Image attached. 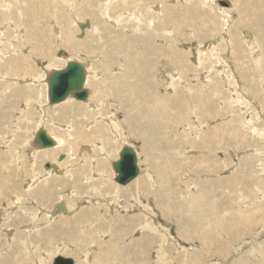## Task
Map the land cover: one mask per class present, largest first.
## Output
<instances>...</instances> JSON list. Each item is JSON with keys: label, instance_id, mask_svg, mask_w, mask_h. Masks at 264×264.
<instances>
[{"label": "rangeland", "instance_id": "rangeland-1", "mask_svg": "<svg viewBox=\"0 0 264 264\" xmlns=\"http://www.w3.org/2000/svg\"><path fill=\"white\" fill-rule=\"evenodd\" d=\"M17 1L18 0L7 1L8 4L10 3V5H7L6 2L3 3L4 6L5 7L8 6V8H5L3 6L4 7L3 10H2V12H0V15L1 14H3V15L5 14V16L9 15L8 18L4 16L5 21H6V23H5L6 26L3 25L0 27V28H3V29H0V30H2V32H6V35H3L4 37L0 38L1 39L0 42L3 41V43H4V41H5V44L7 45V46L6 45L5 46L8 48L5 49L6 47L4 46V48L1 50H4L5 55H7L9 53L7 57L13 56V57L20 58L22 60L24 58V55L28 54V56H29L33 53L32 52L34 50L33 46H35V47L39 48V50L42 49L41 51H43V52H46V53L51 52L52 58L58 57L59 59H61L63 61L64 65H62V64H56V65L51 64L52 58H49V57L46 58V57H40V56L39 57L38 56H32L31 59L33 58L32 59L33 61L30 62V68L31 69L26 68L27 69L26 70L25 68L21 67L20 69H18L19 70L18 74H13L14 76L12 74H7L8 78L5 77L6 81H8V82L11 81L12 82L11 84L17 85L16 87H21V88L23 87V88L21 90V93L18 96L7 94L6 98L4 99V103L1 107V111H0L1 112L0 113L1 114L0 115V122H2V125H3V126H1V123H0V156H1L0 157V198H1L0 199V264H40V262H41V264H52L53 258L56 255H64V256L72 257L75 259L76 264H93V263L94 264H128L129 262H131L129 264H138V263L140 264V262H142V261H144L145 264H190V263L191 264H195V263L196 264L197 263H199V264H264V180H263L264 179V110H263L264 109V60H263L264 59L263 58L264 57V41H263L264 40V36H263L264 35V31H263L264 30V25H263L264 24V19H263V17H264V15H263L264 14V5H263L264 0H256V1L255 0H247L249 3L245 0H242V1L238 0L237 2L235 0L234 1L233 0H227L231 4L230 8L220 6L216 0H209V2L207 0H202L205 2H202L201 0H192V1L191 0H176V2H175V0H163V2L161 0H150V1L142 0L143 2H141V0L140 1L139 0H134V1L123 0V2H122V0H117V1L112 0L113 3L111 2V0H102L103 4H102V1H100V0L99 1L98 0H86L88 5H86L87 3L85 0H82V1L81 0H72L73 2L71 0L70 1L67 0V3L69 5L66 3V0H57V1H59V3H53L52 0H49L50 2L47 1L48 4H45L44 1H42V4H41L40 0L39 1L38 0H26V3L28 4V2H29L30 5L26 4L25 7L23 6V4H20ZM21 1H24V0H21ZM119 1H120V3H119ZM124 1L125 2L128 1L127 2L128 4H125ZM239 1H240V3H239ZM70 2H71V4H70ZM131 2H132V4H131ZM133 2H135L136 5H135V3L133 4ZM234 2H235V4H234ZM244 2L246 4H244ZM262 2H263V4H262ZM97 3H99V4H97ZM123 3H124V7H122ZM137 3L139 6H137ZM150 3H151V6H150ZM258 3H259V5H258ZM260 3L262 4V6ZM18 4H19V6H18ZM51 4H53V5H51ZM61 4L64 5L65 7H63ZM84 4H85V6H84ZM147 4H149V5H147ZM182 4H183V6H182ZM202 4H204V5L206 4V5L203 6ZM70 5H72V6H70ZM109 5H110V7H109ZM115 5H117L118 7ZM207 5H209V6H207ZM234 5H236V6H234ZM252 5H254V6H252ZM87 6H89V7H87ZM104 6H105V9L108 8V10L102 9ZM185 6H186V9H185ZM206 6H207V8H206ZM246 6H248V8ZM71 7H73V8H71ZM78 7H80L79 9H81V10H79ZM91 7H93V8H91ZM144 7H146V8H144ZM150 7H152V8H150ZM63 8H64V10H63ZM98 8H99V10H97ZM141 8H143V9H141ZM161 8H162V10H161ZM222 8H224V9H222ZM65 9H67V10H65ZM71 9H74V10L71 11ZM89 9L91 12H89ZM94 9H95V11H94ZM124 9H125V11L128 9V12L127 11L125 12ZM147 9H149L148 13L146 12ZM207 9H208V11H207ZM248 9H249V11H248ZM55 10H56V12H55ZM59 10L61 11V14H60ZM138 10H140V13H138V14H140V15L142 14L143 16L142 15L140 16L137 14V12H139ZM142 10H143V12H142ZM152 10H153V14H152ZM213 10H215V11H213ZM256 10L258 12H260V14H258V12H257V15H256ZM101 11H102V13L100 14ZM107 11H108V13H107ZM118 11H119V13H118ZM245 11H247V12H245ZM120 12L121 13L123 12V13L121 14ZM154 12H156V13L154 14ZM124 13L125 14L128 13V14H126V17H125ZM144 13L147 15H145ZM45 14H46V16H45ZM102 14L103 15L106 14L107 16L103 17ZM119 14H121V16ZM40 15H42L43 19L41 17H39ZM51 15H52V17H51ZM94 15H96V17H94ZM135 15H137V17ZM144 15L147 17H145ZM207 15H209V16H207ZM243 15H245L246 17ZM239 16H240V18H239ZM259 16L261 19L259 18ZM119 17H122V18H119ZM128 17H129V19H128L129 23L127 22V19H126ZM241 17H243V18L241 19ZM30 18L32 21L28 20ZM37 18H38V20H37ZM92 18H93V20H92ZM123 18L127 22L126 26L121 25V23L126 24V22H124ZM141 18L144 20L145 19H147V20L142 21ZM152 18L156 19V20H153ZM16 19H18L19 21ZM20 19H21V21L22 20L23 21L21 22ZM71 19H72V21H71ZM79 19H81V21ZM112 19L114 22L112 21ZM116 19L117 20L120 19L119 20L120 24L118 23V21ZM238 19H240V20H238ZM39 20H40V22H39ZM43 20H45V21H43ZM76 20H77V22H76ZM87 20H89L90 23H92L91 25H93L94 27L93 26L87 27V29L89 28L90 31L86 29V31H85L86 33L84 32V34H86V35H84V34L80 35L81 31H80L78 24H76V23L85 22ZM135 20H137V22ZM244 20L246 21V23H243V22H245ZM36 21L38 23H35ZM61 21H62V23H61ZM67 21H68V23H67ZM95 21H96V23H95ZM153 21L155 22V24H153L154 23ZM201 21H202V23H201ZM30 22L33 24H31ZM105 22L107 23V25L105 24ZM183 22H185V23H183ZM237 22H239V23H237ZM69 23H70V26H69ZM97 23L100 25V27L103 26V27H101V28H103L102 32H100V33H103V36H104L103 40L100 41L103 43H100V45H95V46L93 45V48L89 49L90 48L89 44H90L91 40L89 39L88 36L92 33L100 34L99 31H101V30H98V29H100V27H97V25H98ZM115 23H116V26H115ZM149 23H151L152 25ZM215 23H217V24H215ZM13 24H15V25H13ZM128 24H130V26ZM197 24L198 25L200 24V25L198 26ZM254 24H257V25L255 26ZM42 25H44V26H42ZM73 25H76V26H73ZM153 25L155 27H158V28H155ZM162 25H164V26H162ZM166 25H168V26H166ZM202 25H205V26H202ZM229 25H230V28H229ZM249 25H250V27H249ZM105 26L107 28H109L110 30L107 29ZM122 26H125V27H122ZM128 26L131 28H129ZM135 26H137V27H135ZM254 26H255V28H254ZM258 26H259V28H257ZM5 27L7 29H5ZM60 27H62V28L60 29ZM134 27L138 28V29H135ZM148 27H149V29H148ZM174 27H176V28H174ZM199 27H200V29H199ZM212 27H215L216 30ZM26 28L28 29L27 31H26ZM122 28L123 29L126 28V29L122 30ZM128 28H129V30H128ZM150 28H153V29H150ZM209 28H210V30H207ZM43 29L45 30L44 32H43ZM69 29L74 31L73 32L74 40H72L70 42V44L73 42H77V41H78V43H81L83 41L84 45H83L82 49H77L78 47L72 48V46H69L68 44H67V46H65L64 45L65 42H62L63 40H65V34L64 33L66 31H68ZM94 29H97L98 32H97V30L95 31ZM104 29H105V31H104ZM30 30H31V32H29ZM48 30L50 33L48 32ZM206 30L211 34L210 37H209V33ZM220 30H222V31H220ZM230 30H233V31L235 30L236 32L233 33V31H230ZM22 31H24V32H22ZM118 31H120L121 33ZM146 31H149L150 33L149 32L145 33ZM174 31H175V33H174ZM199 31L202 35H200ZM10 32H12V33H10ZM35 33H36V35H35ZM162 33L164 35H162ZM204 33H206V34L204 35ZM215 33H216V35H215ZM259 33H261V34H259ZM173 34H174V36H173ZM76 35L80 39H78V37ZM228 35H230V37ZM257 35H260L261 37H259V36L257 37ZM36 36L38 38V41H37ZM105 37L108 38L109 40L107 41V39H105ZM130 37H131V39H130ZM134 38H136L137 42L141 43V44H138L135 46L132 45L131 42L135 41ZM28 39H30V40H28ZM126 39L128 40V43H127ZM204 39H206V40H204ZM232 39L235 41L232 42L233 41ZM155 40H156V42H155ZM116 41L119 43V45ZM124 42H126V43H124ZM114 43L115 44L117 43V44L115 45ZM120 43H122V44H120ZM155 43H157L158 45ZM159 43H160V45H159ZM250 43H252V44H250ZM104 44H107L108 46L105 47L106 45H104ZM0 45H2V43H0ZM96 46H98L99 48L97 49ZM157 46H158V48H157ZM159 46H160V48H159ZM161 46H162V48H161ZM175 46H177V47H175ZM246 46H247L248 50L246 49ZM18 47H20V48H18ZM153 47H154V49H156V48L157 49L154 50ZM241 47L244 49H241ZM100 48H101V50H100ZM127 48L131 49V50L129 51ZM163 48L168 49L169 53H168V50H165ZM176 48H178V49H176ZM253 49H256V50H253ZM20 50H22L21 51L22 54L20 53ZM83 50H85V51H83ZM110 50H112V52ZM206 50H208V51H206ZM91 51H92V53H91ZM98 52H100L101 54ZM106 52H107V54H106ZM108 52L110 54H108ZM113 52H114V54H113ZM121 53H123V54H121ZM143 53L144 54L146 53V54L142 55ZM159 53H162V55ZM156 54H158V55L156 56ZM175 54H176V56H175ZM98 55H100V57ZM103 55H106V56H103ZM109 55L112 57H110ZM159 55H161V56L159 57ZM170 55L172 57H176V58L173 59ZM256 56H258V57H256ZM134 57L137 58V60ZM58 58H53V59L57 60ZM126 58H128V59H126ZM149 58L151 59V61ZM153 58H155V59H153ZM168 58L169 59L171 58V59L169 60ZM72 59L79 60L80 62L84 63L88 69V75H87V81L88 82L86 83L87 84L86 87L89 88V90L91 92L90 93L91 96H88V99L86 100L87 102L86 101L84 102V101H81V100H78V99L71 97L72 98L71 101L73 100L74 103L79 104V105H82L85 103L84 106L90 108V109L88 108L90 113L94 112L93 113L94 116L89 118V120L87 118H84V127H85L84 130H88L91 127L95 126L96 123H98L97 121H99V120L103 119L104 122H107L105 120L107 115L109 116V115H111V113L113 114L116 112V113H118V116H116L117 117L116 120L118 123H120V125L118 124L120 127V130L118 129L119 130V132H118V130H115L116 129L115 128L114 132L116 134L114 133V135H117V136L113 135L111 138H113L112 141L113 140L114 141L119 140L120 142L119 141L118 142L113 141L112 146H110V147H107V145L105 146V147H107V148H105L106 151L100 150L97 152L94 149L95 148L98 149L99 147L102 146V145L100 146L101 142H99L98 140H96V141L94 140L95 141L94 144L89 143V142H85V144H84L83 142H80L78 144V145H80V147H78V145H74L76 148L75 147L70 148L69 146H68L69 148L67 147L66 150H65V148H63V151L62 150L57 151L55 156L51 159L50 158H40V156H42L43 152H45L46 150H53L54 148H57V147L59 148V145L57 144L56 146L50 147L47 149L45 148V150L44 149H39V150L36 149V151H37L36 154L32 153L34 151L32 148V146H34V145H32L33 144L32 140H34L35 133L39 127H45L48 130V132H49V130H51L49 132L51 135H53L55 133L54 131H56V132L68 131L69 129H71L69 127V125H71L73 128L77 127L74 124L70 123V121L67 122L64 119V118H66V117H64L65 115H61L62 118H60V116H59L60 113H59V111L56 110L62 104H64L65 101H64V103L63 102H61L60 104L57 103V105L56 104H53L51 106L49 105L48 84H47L46 79H44V78H46V76L49 75L48 74L49 71L54 70V69H58L59 67L60 68L64 67L66 65L67 61L72 60ZM107 59H109V61ZM152 59L154 62L152 61ZM132 60L134 62H132ZM155 60H157V61H155ZM138 61H139V64H138ZM176 61H178V62H176ZM190 61L191 62L193 61V62L190 63ZM95 62L97 63L98 66L96 65ZM150 62L154 63V65ZM132 64L135 66H133ZM8 65L9 66L6 67V69H4L3 72H1V75L5 74V71H6V73L7 72L12 73L14 68L12 67L11 64H8ZM48 65H51V66H48ZM121 65L124 66L123 69L125 70L126 73L124 72V70H122L123 72H121V69H122ZM150 65L153 66L154 69H153V67L151 68ZM35 67H37V69ZM116 67H118V69H120V70H118ZM145 68L148 69V71ZM150 68L152 69V71L150 70ZM126 69H128L129 72H127ZM25 70H26V72H25ZM155 70L159 74L161 73L163 75H159ZM130 71L133 72V75H130L131 74ZM145 72H146V74H145ZM152 72L155 73L156 75L158 74L159 77L157 76L156 77L157 79L154 78L155 74L153 76ZM134 73L136 75H134ZM147 73H149V74H147ZM22 74H24V75H22ZM139 74H140V76H139ZM151 74H152V76H151ZM9 75H10V77H9ZM16 75H18V76H16ZM32 75H34L35 77L38 76V78H37L38 80H36V78ZM231 75H232V78L230 79ZM108 76L111 77L112 80ZM121 76H122V78H120ZM126 76H128L127 79L125 78ZM137 76H139V77H137ZM149 76L153 79H150ZM115 77H118V78H115ZM141 77L144 79V81ZM145 77H146V80H145ZM148 77H149V79H148ZM208 77H210V78L208 79ZM28 79L29 80L31 79V80L27 81ZM94 79H97V81ZM116 79H117V83H115ZM155 79H156V81H154ZM188 79H190V80L188 81ZM108 80H109V82H108ZM149 80L151 81V83H149L150 82ZM38 82H40V83H38ZM121 82H122V84H121ZM125 82H127V83H125ZM160 82H161V84H160ZM214 82H215V85H213ZM94 83H96L95 84L96 88H95V85H93ZM124 83L126 84V87L123 86ZM156 83H158V84H156ZM113 84H114V86H113ZM143 84H144V86H143ZM145 84H147V85H145ZM187 84H188V87L186 86ZM27 85H29V86H27ZM40 85H42V87ZM151 85L155 89L153 87H151ZM100 86H101V88H100ZM112 86L114 87V89L111 88ZM206 86H207V88H205ZM28 87H34L37 92L34 90V92H35L34 95L32 93L30 95L27 91ZM141 87H142V90H141ZM105 88H106V90H105ZM118 88H120V89L118 90ZM138 88H140V90ZM180 89H182L184 91L181 90L182 91L181 92ZM111 90H112V92L114 91L113 93L116 95H112L113 93L111 92ZM207 90H210L212 92L207 91ZM213 90H215V91H213ZM39 91L41 93H39ZM118 91H120V92H118ZM95 92H97V93L95 94ZM106 92H108V93H106ZM129 92H130V95H129ZM160 92H163V93H160ZM213 92H214V94L215 93L217 94V97H216V94L215 95L213 94ZM164 93L166 96L164 95ZM199 93L201 94V96H199L200 95ZM258 93H259V95H258ZM110 94L112 96H110ZM210 94H212L214 97L211 96ZM218 94H220V95L218 96ZM118 95H120L121 97ZM151 95H154V96H151ZM93 96L95 97V99ZM140 96H141V98H140ZM10 97H12V98H10ZM18 97H20L21 100L20 99L18 100ZM142 97H143V99H142ZM162 97L166 98V101H164L165 105L167 103L169 104V105L167 104L168 106L166 105V107L163 110L157 106L159 99L161 98L163 100ZM200 97H201V99H199ZM90 98H92V100ZM96 98H98V99H96ZM105 98H108L106 100L109 101V102L108 101L107 102L109 105H111V107H109L107 102H105L106 101ZM110 98H112V99H110ZM117 98L120 100L118 101ZM154 98L156 101L153 100ZM27 99H28V101H26ZM89 99H90V101H89ZM100 99H101V101H100ZM169 99H171V101ZM36 100H38V101L36 102ZM65 100L67 102V100H70V99L67 98ZM211 100H213L212 101L213 103L211 102ZM75 101H77L78 103ZM96 101H97V103H96ZM120 101H122V102H120ZM141 101L145 102V103H142ZM187 101H188V103H187ZM101 102H102V104H101ZM124 102H126V103H124ZM128 102H129V104H128ZM131 102L135 103V105L132 104ZM184 102H185V104H184ZM8 103H9V105H8ZM38 103H39V105H38ZM91 103H92V107H91ZM110 103H112V104H110ZM114 103H116V104H114ZM120 103H121V106H120ZM208 103H210L211 105L210 104L208 105ZM40 104H42V105H40ZM87 104L88 105L90 104V105L88 106ZM98 104L101 106V110H98L100 108V106L96 108V105L98 106ZM122 104H124V105H122ZM206 104H207V106H205ZM103 105H104V107H103ZM145 105L147 107V108H145L146 112L149 111L148 113L143 111ZM132 106L133 107L136 106L138 108V111H137L136 107H134V109H133ZM210 106H211V108H208ZM215 106H216V108H215ZM48 107H49V109H48ZM115 107H116V109H115ZM199 107H201V108H199ZM231 107H232V109H231ZM14 108H17V109H14ZM93 108H94V111H93ZM169 108H170V110H169ZM186 108H188V109H186ZM212 108H214V109L212 110ZM104 109L105 110L108 109V111L104 112L105 111ZM184 109H185V111H184ZM199 109H203V110H201L203 112H201V111L199 112L198 111ZM226 109H227V111H226ZM14 110H16V111H14ZM95 110H97V111H95ZM125 110H127L128 112L127 111L125 112ZM24 111H26V114ZM164 111H166V113ZM247 111L248 112L250 111V114L249 113L246 114ZM2 112H3V114H2ZM11 112H13V113H11ZM29 112H30V114H29ZM97 113H99V114L97 115ZM130 113L134 117V119L132 118L131 123L125 121L126 117ZM139 113H140V115H139ZM152 113H154V114H152ZM239 113H241V114H239ZM52 114H53V116H52ZM95 114H96V116H95ZM144 115H145V117H144ZM150 115H151V117H150ZM58 116L60 118V121L58 120L59 119ZM249 116L250 117L252 116V118H251L252 120L249 119ZM52 117L55 119H53ZM238 117H239V119H237ZM97 118H98V120H97ZM151 118H153V119H151ZM240 118H241V120H240ZM118 119L120 122L118 121ZM161 119H162V121H161ZM230 119L233 121H231ZM246 120H248V121H246ZM26 121L27 122L29 121L28 124ZM89 121L92 123V125H90ZM212 121H214L216 123H214ZM226 121L228 124L226 123ZM234 121L235 122L237 121L238 123L236 122V124H235ZM249 121H251L252 123ZM174 122H175V124H174ZM176 122L178 123V125ZM29 123H30V125H29ZM88 123H89L90 127L88 126ZM191 123H193V124H191ZM231 123H232V125H231ZM245 123L248 124V125H246L247 128L245 126ZM6 124L7 125L9 124V125L7 126ZM85 124H87V125H85ZM195 124L198 125L199 127L196 126ZM221 124H222V128H220ZM26 125H28V127ZM146 125H147V127H146ZM229 125H230V127H229ZM226 126H227V128H226ZM235 126H236V128H235ZM139 127H140V129H139ZM150 127H151V129H150ZM163 127H164V129L165 128L166 129L164 130ZM58 128H59V130H58ZM128 128H130V129H128ZM141 128H143V129H141ZM202 128H204V129H202ZM152 129H154V130H152ZM160 129H161V131H160ZM174 129L175 130L178 129V131H175ZM131 130H133V131L135 130V131L132 132ZM148 130H150V131L152 130V131L150 132ZM231 130L232 131L235 130V131L232 132ZM153 131L155 132L154 134H153ZM229 131H230V133H229ZM136 132H138L139 135H138V133L136 135ZM157 133H159V134L157 135ZM206 133H208V134H206ZM191 134L193 135L192 137H191ZM147 135L149 137L148 138L149 140L147 139ZM153 135H154V137H153ZM212 135H214V136H212ZM166 136H167V138H164ZM183 136H184V138L187 136L186 139H184ZM161 137H162V139H161ZM218 137H219V139H218ZM245 138H248V139H245ZM249 138H250V140H249ZM166 139H169L170 142L167 141V143L165 144ZM238 139H240V140H238ZM149 141H151V142H149ZM160 141H163V142L160 143ZM245 141H247V142H245ZM147 142H148V144H147ZM158 142H159V144H158ZM177 142L179 145L177 144ZM118 143L120 146L118 145ZM164 144H165V146H164ZM125 145H130V146L134 147L136 149V151L138 152V154H139L138 162H139V165L141 168L140 173L141 172L142 173H141V175L139 173L140 176L139 175L137 176V178H140V179L135 178L130 183H128L126 185H121V184L117 183L116 181H114L115 180V171H114L113 166H111V165H112V162L115 161V158H116V160L118 159L119 151ZM168 145L171 146V148L168 147ZM190 145H191V147H189ZM192 146H194V147H192ZM117 147H120V148H117ZM157 147H159L160 149ZM164 147H165V149H164ZM166 147H168V149ZM181 147H183V148H181ZM200 147L202 150H200ZM247 147H249V148H247ZM79 148L80 149L82 148V149L79 150ZM87 148H89L90 151H87ZM147 148H148V150H147ZM172 148H174L176 151L173 150ZM114 149H116V150L119 149V150L115 151ZM170 149H172V150H170ZM186 149L189 153H187ZM69 150L72 153L69 152ZM144 150H145V152H144ZM195 150L197 152H199V156H195L197 153ZM11 151H13V152H11ZM66 151H67V153H66ZM91 151H92V153H91ZM110 151H111V154H110ZM147 151H149V152H147ZM155 151H157L158 153H156ZM106 152L109 155L105 154ZM161 152H162V155L160 154ZM168 152H169V154H168ZM10 153L11 154L13 153L14 155H12V157H11ZM63 153L66 154V156L68 158L65 157V158H63V161H62V160H59L57 156H59L60 154H63ZM80 153H82L83 155ZM202 153H204V154H202ZM7 154H9V155H7ZM85 154H88L89 156L91 155L90 156L91 158L88 159L89 165L88 164L85 165ZM183 154H185V155H183ZM100 155L103 157H101ZM25 156H27V157H25ZM93 156H95V157H93ZM169 156H171V157H169ZM175 156H177V157H175ZM191 156H193V157H191ZM206 156L210 158V160H209L210 166L206 165V164L204 165V163H203L202 165L204 166V168L202 166V167L195 170V167H190V166H192L191 162H193L195 159L197 160V158H198L197 161H199L201 163V161L204 160L202 158H204ZM6 157H8L9 159ZM20 157H22V158H20ZM172 157H174V158H172ZM26 158H27V160H26ZM160 158H161V160H160ZM163 158H165L166 161ZM12 159H14V160H12ZM17 159H19V160H17ZM94 159L96 162L94 161ZM101 159L106 162L105 163L106 167L103 166L104 167V170H103L104 173H103V171H99L98 170L99 168H96V166H98L97 165L98 160L100 162ZM184 159H185V161H184ZM253 159H254V161H252ZM49 161L52 163L60 164L61 169H63V172L59 174L58 172H55L51 168H45L44 162H49ZM74 161H76V162H74ZM152 162H153V164H152ZM160 162H162V163L160 164ZM168 162L171 164H169ZM83 163L85 166V170H84L85 172L81 176H78L80 174V171L78 172L77 170L80 169V167ZM12 165H13V167H12ZM4 166L6 167L7 170L5 169ZM164 167H165V169H164ZM10 168H11V170H10ZM188 168L189 169L191 168V170H189ZM204 169H205V171H204ZM5 170H6V172H5ZM197 170H199L200 172ZM15 171H16V173H14ZM185 171H186V173H185ZM191 171H192V173H190ZM53 172H55V174ZM195 172L197 175L195 174ZM6 173H8V174H6ZM47 173L50 175L47 176ZM67 173L68 174L72 173V174L70 176H68ZM163 173H164V175H161ZM75 174H77L76 175L77 178H75L76 180L73 179V177H72ZM182 176H184V177H182ZM57 177L59 178V180L57 179ZM60 177H61V179H60ZM81 177H84V178H81ZM164 177H166L167 179H165ZM254 177H255V179H254ZM40 178H42V179H40ZM62 178H65V179H62ZM54 179H55V181H54ZM163 179L166 181H164ZM1 180H2V182H1ZM37 180H39V181H37ZM43 180L44 181L46 180V182H49V184H51V186L48 183L44 182ZM98 180H101V181L99 182ZM192 180L193 181L195 180V182H197L198 184L193 185L194 182ZM157 181H158V183H157ZM168 181H169L170 185L168 184ZM59 182L61 183V185ZM141 182H142V184H141ZM206 182H207V184H206ZM262 182H263V184H262ZM33 183H36V184H33ZM95 183H97V184L94 185ZM111 183H112V185H111ZM137 183H138V185H137ZM160 183L161 184L167 183V184L166 185H160ZM58 184H59V186H58ZM190 184H192V185H190ZM199 184H202V185H199ZM66 185H67V187H66ZM30 186H32V187L30 188ZM150 186H152L153 188ZM160 186H164L162 188V190H161ZM49 187H50V189H49ZM90 187H92V188H90ZM137 187H139V188H137ZM104 188H105V190H104ZM172 188H174V189H172ZM211 189H212V191H211ZM2 190H3V192H2ZM47 190H50V191L48 192ZM94 190H97L96 191L97 193ZM115 190H117V192ZM100 191H101V193H98ZM157 191H158V193H157ZM4 192H6V193H4ZM50 192H53V193L51 194ZM106 192H108V193H106ZM34 193H36V194H34ZM45 193L47 194L48 197L46 196ZM85 193H87V194H85ZM104 193H106L105 196H104ZM112 193L115 195H113ZM173 193H175V194H173ZM179 193L181 194V196L179 195ZM89 194H90V196H89ZM95 194H96V196H94ZM164 194H165V196H164ZM161 195H163V196H161ZM69 196H71L70 199L67 198ZM73 196H75V197H73ZM207 196L209 197V200H208ZM100 197H101V199H99ZM113 197H115V198H113ZM172 197L175 198V200ZM44 198H46V199H44ZM90 198H91V200H89ZM117 198L119 201L116 200ZM162 198H163V200H162ZM196 198L198 199V201ZM80 199H82V200H80ZM95 199H97V200H95ZM165 199H167V200L165 201ZM184 199L186 200V202L184 201ZM45 200H46V202H44ZM52 200H54V201H52ZM63 200L65 202H67L68 207H69L68 208L69 212L56 214L54 209H53L54 208L53 206H54V204L57 203V201L59 202V201H63ZM110 200H111V202H109ZM194 200H196V201H194ZM96 201H97V203H96ZM76 202L77 203L80 202L81 205H80V203L78 205ZM92 203H94V204H92ZM137 204L140 205V207ZM169 204H171V205H169ZM206 204H208V205H206ZM172 205L174 208L172 207ZM177 206H178V209H176ZM198 206H199V208H198ZM81 207L83 209L88 208V209H85V212L87 211L88 213L86 212L84 214L83 218H77V216H76V218H74V217L72 218L73 215L75 216L76 214H78V212H80V210L82 209ZM89 207H91V208H89ZM95 207H97V208H95ZM203 208H204V210H203ZM91 209H93V210H91ZM164 209H166V210H164ZM192 209H195L194 210L195 212L194 211L192 212ZM88 210H90V212ZM95 211H97V212H95ZM206 211H208V213ZM81 212H83V210ZM145 212H147V213H145ZM171 212H173V213H171ZM160 213H161V215H160ZM168 213H170V214H168ZM195 213H196V216L194 215ZM209 213H211V214L209 215ZM219 213L221 215H219ZM124 214H125V216H124ZM58 215H59V217H58ZM135 215H136V217H135ZM141 215H142V218L144 216L145 217L143 219L139 218ZM181 215L183 218H181ZM193 215H194V217H193ZM127 216H129V217H127ZM65 217L67 219H70V218L73 219V222L72 223L70 222L72 225L70 228L73 229V231H71L70 228L63 230V229H65L64 227H66V226L62 225V221ZM115 217H116V219H115ZM133 217H135V218H133ZM189 217H191L192 220ZM208 217H209V219H208ZM56 218H57V220H56ZM146 219H148V220H146ZM83 220H84V223L83 224L81 223L82 225L81 224L77 225L76 222H78V221L83 222ZM176 220H177V222H176ZM183 221L185 222L186 227L183 225L184 224ZM196 221H198V223ZM232 221H234V222H232ZM132 222H133V224H132ZM178 222L182 226H180V224ZM189 222L191 225L189 224ZM210 222H212V223H210ZM147 223H148V225H147ZM203 223L206 225L208 224V226L204 225ZM214 223H216V224L214 225ZM128 224L130 225V227L129 226L127 227ZM145 224H146V228H145V226L142 227V225H145ZM186 224H188V225H186ZM149 225H150V227H149ZM189 225H190V227H189ZM195 225H197V226H195ZM210 225L211 226L214 225L215 227L213 226L212 227L213 229H212ZM117 226H119V227H117ZM137 226H138V228H136ZM55 227H57V228H55ZM184 227L186 229H189V228L190 229L185 230ZM86 228H88V229H86ZM132 228H133V230H132ZM149 228H150V230H149ZM81 229H82V231H81ZM50 230H52V232ZM85 230H87V231H85ZM124 230H125V232H124ZM209 230H210V235L212 236V243L211 244H213V245H210L206 249L204 247V244H203L204 241L202 239V235L206 231L209 232ZM24 231H25V233H24ZM183 231H184V233H183ZM45 232H46V234H45ZM81 233H82V236H81ZM83 234H84V236H83ZM129 235H130V237H129ZM64 236H66V238ZM93 236H94V238H93ZM141 236H142V238H141ZM217 236H218V239H217ZM78 237H79L80 242L77 240ZM82 237H83V239H82ZM87 237H89V238H87ZM187 238H188V240H187ZM132 239H134L136 242L135 246H132V247L127 246ZM118 241H120V242H118ZM98 242L99 243L101 242V244H99ZM137 243H139V244H137ZM84 246H86V247L84 248ZM137 246H138V249H137ZM111 247L113 250L111 249ZM129 247L131 248L132 251L130 250ZM94 249H96V250L94 251ZM106 250H108V251H106ZM117 251H118V253H117ZM96 254L99 255L100 259L98 258V256H96ZM93 255L96 256L97 258L93 257ZM189 256H191V257H189ZM13 257H15L16 259ZM128 257H129V259H128ZM93 259L95 261H93ZM191 259H192V261H191ZM112 260L114 262L115 261L116 262L112 263L113 262ZM125 261H127V262H125Z\"/></svg>", "mask_w": 264, "mask_h": 264}, {"label": "bare ground", "instance_id": "bare-ground-1", "mask_svg": "<svg viewBox=\"0 0 264 264\" xmlns=\"http://www.w3.org/2000/svg\"><path fill=\"white\" fill-rule=\"evenodd\" d=\"M7 1H9V0H0V12H2L3 8L5 7L3 3L6 2L7 5H10V3L8 4ZM12 1H15V0H12ZM38 1H39V0H38ZM40 1H41V4H42V1H44L45 4H48V2H50L49 0H40ZM47 1H48V2H47ZM52 1H53V3H59V1H57V0H52ZM56 1H57V2H56ZM69 1H70V0H69ZM71 1H72V0H71ZM81 1H82V0H81ZM85 1H86V0H85ZM98 1H99V0H98ZM100 1H102V0H100ZM115 1H117V0H115ZM132 1H134V0H132ZM139 1H140V0H139ZM148 1H150V0H148ZM148 1H147V2H148ZM161 1L163 2V0H161ZM191 1H192V0H191ZM201 1H202V0H201ZM207 1L209 2V0H207ZM216 1L218 2V0H216ZM233 1H234V0H233ZM235 1L237 2L238 0H235ZM241 1H242V0H241ZM245 1H247V0H245ZM255 1H256V0H255ZM17 2L20 3V4H23L24 7H25L26 4H27V3H26V0H24V1L18 0ZM31 2H32V1H31ZM31 2H30V3H31ZM72 2H73V1H72ZM108 2H109V1H108ZM111 2H112V0H111ZM122 2H123V0H122ZM124 2H125V1H124ZM127 2H128V1H127ZM127 2H125V4H128ZM141 2H143V1L141 0ZM147 2H146V3H147ZM175 2H176V0H175ZM183 2H184V1H183ZM202 2H205V1H202ZM247 2H248V1H247ZM251 2H252V1H251ZM253 2H254V1H253ZM14 3H15V2H14ZM60 3H61V2H60ZM66 3H67V0H66ZM86 3H87V1H86ZM94 3H95V2H94ZM112 3H113V2H112ZM112 3H111V4H112ZM117 3H118V2H117ZM119 3H120V1H119ZM129 3H130V2H129ZM134 3H135V2H133V4H134ZM139 3H140V2H139ZM158 3H159V2H158ZM166 3H167V2H166ZM190 3H191V2H190ZM195 3H196V2H195ZM198 3H199V2H198ZM232 3H233V2H232ZM239 3H240V1H239ZM242 3H243V2H242ZM248 3H249V2H248ZM255 3H256V2H255ZM15 4H16V3H15ZM39 4H40V3H39ZM64 4H65V3H64ZM67 4H68V3H67ZM70 4H71V2H70ZM97 4H99V3H97ZM97 4H96V5H97ZM102 4H103V1H102ZM102 4H101V5H102ZM104 4H105V3H104ZM121 4H122V3H121ZM131 4H132V2H131ZM159 4H160V3H159ZM192 4H193V3H192ZM206 4H207V3H206ZM206 4H205V5H206ZM234 4H235V2H234ZM244 4H246V3L244 2ZM244 4H243V5H244ZM260 4H261V3H260ZM262 4H263V2H262ZM262 4H261V6H262ZM27 5H30L29 2H28ZM35 5H36V4H35ZM51 5H53V4H51ZM61 5H62V4H61ZM68 5H69V4H68ZM75 5H76V4H75ZM86 5H88V3H87ZM92 5H93V4H92ZM129 5H130V4H129ZM135 5H136V3H135ZM141 5H142V4H141ZM147 5H149V4H147ZM156 5H157V4H156ZM194 5H195V4H194ZM199 5H200V4H199ZM202 5L205 6L204 4H202ZM243 5H242V6H243ZM258 5H259V3H258ZM263 5H264V4H263ZM3 6H4V7H3ZM18 6H19V4H18ZM18 6H17V7H18ZM32 6H33V5H32ZM62 6L65 7L64 5H62ZM70 6H72V5H70ZM82 6H83V5H82ZM82 6H81V7H82ZM84 6H85V4H84ZM98 6H99V5H98ZM111 6H112V5H111ZM115 6H117V5H115ZM137 6H139L138 3H137ZM143 6H144V5H143ZM150 6H151V3H150ZM162 6H163V5H162ZM180 6H181V5H180ZM182 6H183V4H182ZM207 6H209V5H207ZM207 6H206V8H207ZM234 6H236V5H234ZM252 6H254V5H252ZM12 7H13V6H12ZM21 7H22V6H21ZM28 7H29V6H28ZM59 7H60V6H59ZM59 7H58V8H59ZM87 7H89V6H87ZM93 7H94V6H93ZM93 7H91V8H93ZM96 7H97V6H96ZM96 7H95V8H96ZM106 7H107V6H106ZM109 7H110V5H109ZM117 7H118V6H117ZM117 7H116V8H117ZM122 7H124V3H123V6H122ZM126 7H127V6H126ZM126 7H125V8H126ZM128 7H129V6H128ZM222 7H226V6H222ZM230 7H231V4L228 6V8H230ZM246 7L248 8V6H246ZM255 7H256V6H255ZM258 7H259V6H258ZM5 8H8V6L5 7ZM33 8H34V7H33ZM47 8H48V7H47ZM71 8H73V7H71ZM79 8H80V7H78V9H79ZM84 8H85V7H84ZM84 8H83V9H84ZM101 8H102V7H101ZM112 8H113V7H112ZM112 8H111V9H112ZM130 8H131V7H130ZM132 8H133V7H132ZM144 8H146V7H144ZM150 8H152V7H150ZM150 8H149V9H150ZM155 8H156V7H155ZM204 8H205V7H204ZM204 8H203V9H204ZM236 8H237V7H236ZM247 8H246V9H247ZM10 9H11V8H10ZM28 9H29V8H28ZM31 9H32V8H31ZM48 9H49V8H48ZM59 9H60V8H59ZM76 9H77V8H76ZM102 9H105V6H104ZM141 9H143V8H141ZM149 9H147V11H146V10H145V11L148 13V12H149ZM185 9H186V6H185ZM211 9H212V8H211ZM222 9H224V8H222ZM249 9H250V8H249ZM249 9H248V11H249ZM251 9H252V8H251ZM4 10H5V9H4ZM60 10H61V9H60ZM60 10H59V11H60ZM63 10H64V8H63ZM65 10H67V9H65ZM72 10H74V9H71V11H72ZM79 10H81V9H79ZM97 10H99V8H98ZM100 10H101V9H100ZM105 10H108V8H106ZM119 10H120V9H119ZM133 10H134V9H133ZM135 10H136V9H135ZM161 10H162V8H161ZM181 10H182V9H181ZM181 10H180V11H181ZM201 10H202V9H201ZM242 10H243V9H242ZM258 10H259V9H258ZM27 11H28V10H27ZM49 11H50V10H49ZM82 11H83V10H82ZM94 11H95V9H94ZM102 11H103V10H102ZM102 11L100 12V14L102 13ZM114 11H115V10H114ZM114 11H113V12H114ZM121 11H122V10H121ZM124 11H125V9H124ZM124 11H123V12H124ZM126 11L128 12V9H127ZM126 11H125V12H126ZM138 11H139V12H137V14L140 13V10H138ZM163 11H164V10H163ZM166 11H167V10H166ZM180 11H179V12H180ZM207 11H208V9H207ZM213 11H215V10H213ZM7 12H8V11H7ZM55 12H56V10H55ZM64 12H65V11H64ZM64 12H63V13H64ZM85 12H86V11H85ZM89 12H91L90 9H89ZM111 12H112V11H111ZM123 12H122V13H123ZM142 12H143V10H142ZM150 12H151V11H150ZM158 12H159V11H158ZM239 12H240V11H239ZM239 12H238V13H239ZM241 12H242V11H241ZM245 12H247V11H245ZM254 12H255V11H254ZM257 12H258V11L256 10V15H257ZM261 12H262V11H261ZM3 13H4V12H3ZM23 13H24V12H23ZM41 13H42V12H41ZM46 13H47V12H46ZM67 13H68V12H67ZM67 13H66V14H67ZM78 13H79V12H78ZM94 13H95V12H94ZM94 13H93V14H94ZM107 13H108V11H107ZM118 13H119V11H118ZM118 13H117V14H118ZM120 13H121V12H120ZM122 13H121V14H122ZM132 13H133V12H132ZM155 13H156V12H154V14H155ZM192 13H193V12H192ZM201 13H202V12H201ZM249 13H250V12H249ZM249 13H248V14H249ZM42 14H43V13H42ZM47 14H48V13H47ZM58 14H59V13H58ZM60 14H61V11H60ZM71 14H72V13H71ZM79 14H80V13H79ZM81 14H82V13H81ZM117 14H116V15H117ZM121 14H119V15L121 16ZM124 14H125V13H124ZM124 14H123V15H124ZM126 14H128V13H126ZM126 14H125V17H126ZM144 14H145V13H144ZM152 14H153V10H152ZM152 14H151V15H152ZM196 14H197V13H196ZM196 14H195V15H196ZM209 14H210V13H209ZM229 14H230V13H229ZM239 14H240V13H239ZM241 14H242V13H241ZM243 14H244V13H243ZM246 14H247V13H246ZM250 14H251V13H250ZM258 14H260V12H258ZM262 14H263V13H262ZM64 15H65V14H64ZM72 15H73V14H72ZM84 15H85V14H84ZM102 15H103V14H102ZM114 15H115V14H114ZM138 15H140V14H138ZM141 15H142V14H141ZM141 15H140V16H141ZM145 15H147V14H145ZM145 15H144V16H145ZM159 15H160V14H159ZM201 15H202V14H201ZM215 15H216V14H215ZM226 15H227V14H226ZM263 15H264V14H263ZM4 16H5V14H4V15H3V14L0 15V27L3 26V25H5V23H6ZM8 16H9V15H8ZM8 16H5V17L8 18ZM26 16H27V15H26ZM29 16H30V15H29ZM29 16H28V17H29ZM43 16H44V15H43ZM45 16H46V14H45ZM55 16H56V15H55ZM75 16H76V15H75ZM85 16H86V15H85ZM88 16H89V15H88ZM98 16H99V15H98ZM104 16H107V15L104 14L103 17H104ZM112 16H113V15H112ZM135 16L137 17V15H135ZM142 16H143V15H142ZM155 16H156V15H155ZM185 16H186V15H185ZM193 16H194V15H193ZM207 16H209V15H207ZM243 16H245V15H243ZM247 16H248V15H247ZM14 17H15V16H14ZM16 17H17V16H16ZM20 17H21V16H20ZM39 17H41V18L43 19L42 15H40ZM39 17H38V18H39ZM47 17H48V16H47ZM51 17H52V15H51ZM91 17H92V16H91ZM94 17H96V15H94ZM122 17H123V16H122ZM122 17H119V18H122ZM138 17H139V16H138ZM145 17H147V16H145ZM152 17H153V16H152ZM175 17H176V16H175ZM211 17H212V16H211ZM245 17H246V16H245ZM261 17H262V16H261ZM12 18H13V17H12ZM38 18H37V20H38ZM53 18H54V17H53ZM61 18H62V17H61ZM61 18H60V19H61ZM65 18H66V17H65ZM78 18H79V17H78ZM89 18H90V17H89ZM98 18H99V17H98ZM100 18H101V17H100ZM108 18H109V17H108ZM132 18H133V17H132ZM142 18H143V17H142ZM142 18H141V19H142ZM154 18H155V17H154ZM162 18H163V17H162ZM166 18H167V17H166ZM232 18H233V17H232ZM239 18H240V16H239ZM242 18H243V17H241V19H242ZM259 18H260V16H259ZM14 19H15V18H14ZM23 19H24V18H23ZM51 19H52V18H51ZM73 19H74V18H73ZM117 19H118V18H117ZM117 19H116V20H117ZM126 19H127V22L129 23V20H128L129 17L126 18ZM141 19H140V20H141ZM152 19H153V18H152ZM210 19H211V18H210ZM215 19H216V18H215ZM249 19H250V18H249ZM260 19H261V18H260ZM263 19H264V17H263ZM6 20H7V19H6ZM8 20H9V19H8ZM16 20H18V19H16ZM28 20L32 21L31 18L28 19ZM33 20H34V19H33ZM49 20H50V19H49ZM49 20H48V21H49ZM54 20H55V19H54ZM66 20H67V19H66ZM79 20L81 21V19H79ZM82 20H83V19H82ZM92 20H93V18H92ZM116 20H115V21H116ZM119 20H120V19H119ZM119 20H117L118 23H119ZM121 20H122V19H121ZM123 20H124V22H126L124 18H123ZM138 20H139V19H138ZM143 20H144V19H142V21H143ZM145 20H147V19H145ZM145 20H144V21H145ZM153 20H156V19H153ZM166 20H167V19H166ZM168 20H169V19H168ZM191 20H192V19H191ZM196 20H197V19H196ZM202 20H203V19H202ZM206 20H207V19H206ZM212 20H213V19H212ZM238 20H240V19H238ZM254 20H255V19H254ZM9 21H10V20H9ZM12 21H13V20H12ZM18 21H19V20H18ZM18 21H17V22H18ZM20 21H21V19H20ZM22 21H23V20H22ZM22 21H21V22H22ZM43 21H45V20H43ZM50 21H51V20H50ZM71 21H72V19H71ZM83 21H84V20H83ZM99 21H100V20H99ZM112 21H113V19H112ZM130 21H131V20H130ZM132 21H133V20H132ZM135 21L137 22V20H135ZM149 21H150V20H149ZM159 21H160V20H159ZM233 21H234V20H233ZM244 21H245V20H244ZM13 22H14V21H13ZM15 22H16V21H15ZM39 22H40V20H39ZM52 22H53V21H52ZM54 22H55V21H54ZM76 22H77V20H76ZM91 22H92V21H91ZM103 22H104V21H103ZM106 22H107V21H106ZM106 22H105V24L107 25L108 22H107V23H106ZM113 22H114V21H113ZM120 22H121V21H120ZM122 22H123V21H122ZM127 22H126V24L121 23V25H125V26H126V25H127ZM153 22H154V21H153ZM176 22H177V21H176ZM204 22H205V21H204ZM241 22H242V21H241ZM254 22H255V21H254ZM259 22H260V21H259ZM30 23H31V22H30ZM35 23H38V22L36 21ZM49 23H50V22H49ZM61 23H62V21H61ZM67 23H68V21H67ZM67 23H66V24H67ZM95 23H96V21H95ZM99 23H100V22H99ZM131 23H132V22H131ZM138 23H139V22H138ZM168 23H169V22H168ZM183 23H185V22H183ZM192 23H193V22H192ZM192 23H191V24H192ZM201 23H202V21H201ZM233 23H234V22H233ZM233 23H232V24H233ZM235 23H236V22H235ZM237 23H239V22H237ZM243 23H246V21L243 22ZM256 23H257V22H256ZM31 24H33V23H31ZM41 24H42V23H41ZM76 24H78V26H79V23H76ZM91 24H92V23H91ZM97 24H98V23H97ZM102 24H103V23H102ZM105 24H104V25H105ZM119 24H120V23H119ZM145 24H146V23H145ZM149 24H151V23H149ZM153 24H155V22H154ZM166 24H167V23H166ZM211 24H212V23H211ZM215 24H217V23H215ZM229 24H230V23H229ZM259 24H260V23H259ZM259 24H258V25H259ZM262 24H263V23H262ZM13 25H15V24H13ZM20 25H21V24H20ZM28 25H29V24H28ZM47 25H48V24H47ZM58 25H59V24H58ZM60 25H61V24H60ZM67 25H68V24H67ZM98 25H99V24H98ZM98 25H97V27H100V25H99V26H98ZM111 25H112V24H111ZM128 25L130 26V24H128ZM151 25H152V24H151ZM197 25H198V24H197ZM199 25H200V24H199ZM199 25H198V26H199ZM219 25H220V24H219ZM227 25H228V24H227ZM230 25H231V24H230ZM230 25H229V28H230ZM245 25H246V24H245ZM250 25H251V24H250ZM250 25H249V27H250ZM254 25L256 26L257 24H254ZM260 25H261V24H260ZM263 25H264V24H263ZM5 26H6V25H5ZM16 26H17V25H16ZM22 26H23V25H22ZM32 26H33V25H32ZM35 26H36V25H35ZM42 26H44V25H42ZM42 26H41V27H42ZM56 26H57V25H56ZM69 26H70V23H69ZM69 26H68V27H69ZM73 26H76V25H73ZM92 26H93V25H91V26H89V27H92ZM112 26H113V25H112ZM115 26H116V23H115ZM125 26H122V27H125ZM129 26H128V27H129ZM139 26H140V25H139ZM153 26H154V25H153ZM162 26H164V25H162ZM166 26H168V25H166ZM172 26H173V25H172ZM189 26H190V25H189ZM191 26H192V25H191ZM194 26H195V25H194ZM194 26H193V27H194ZM202 26H205V25H202ZM237 26H238V25H237ZM239 26H240V25H239ZM243 26H244V25H243ZM255 26H254V28H255ZM19 27H20V26H19ZM93 27H94V26H93ZM101 27H103V26H101ZM101 27H100V29H98V30H101V31H99V33L102 32V29H103V28H101ZM105 27H106V26H105ZM118 27H119V26H118ZM135 27H137V26H135ZM135 27H134V28H135ZM140 27H141V26H140ZM140 27H139V28H140ZM149 27H150V26H149ZM149 27H148V29H149ZM154 27H155V26H154ZM154 27H153V28H154ZM186 27H187V26H186ZM208 27H209V26H208ZM235 27H236V26H235ZM262 27H263V26H262ZM262 27H261V28H262ZM12 28H13V27H12ZM21 28H22V27H21ZM32 28H33V27H32ZM32 28H31V29H32ZM46 28H47V27H46ZM48 28H49V27H48ZM56 28H57V27H56ZM56 28H55V29H56ZM61 28H62V27H60V29H61ZM71 28H72V27H71ZM75 28H76V27H75ZM79 28H80V27H79ZM106 28H107V27H106ZM112 28H113V27H112ZM112 28H111V29H112ZM129 28H131V27H129ZM129 28H128V30H129ZM134 28H133V29H134ZM153 28H150V29H153ZM155 28H158V27H155ZM174 28H176V27H174ZM197 28H198V27H197ZM197 28H196V29H197ZM212 28H214V29L216 30L215 27H212ZM237 28H238V27H237ZM257 28H259V26H258ZM261 28H260V29H261ZM0 29H3V28H0ZM5 29H7V28L5 27ZM57 29H58V28H57ZM73 29H74V28H73ZM86 29H87V28H86ZM86 29H85V31H86ZM91 29H92V28H91ZM107 29H109V28H107ZM113 29H114V28H113ZM125 29H126V28H124V29L122 28V30H125ZM133 29H132V30H133ZM135 29H138V28H135ZM199 29H200V27H199ZM251 29H252V28H251ZM27 30H28V29L26 28V31H27ZM58 30H59V29H58ZM87 30H89V28H88ZM94 30L96 31L97 29H94ZM98 30H97V32H98ZM109 30H110V29H109ZM114 30H115V29H114ZM154 30H155V29H154ZM162 30H163V29H162ZM173 30H174V29H173ZM193 30H194V29H193ZM207 30H210V28L207 29ZM207 30H206V31H207ZM240 30H241V29H240ZM262 30H263V29H262ZM44 31H45V30L43 29V32H44ZM77 31H78V30H77ZM80 31H81V29H80ZM85 31H84V32H85ZM89 31H90V30H89ZM104 31H105V29H104ZM116 31H117V30H116ZM169 31H170V30H169ZM218 31H219V30H218ZM220 31H222V30H220ZM230 31H233V30H230ZM254 31H255V30H254ZM258 31H259V30H258ZM260 31H261V30H260ZM263 31H264V30H263ZM22 32H24V31H22ZM29 32H31V30H30ZM32 32H33V31H32ZM48 32H49V30H48ZM73 32H74V31H72L71 29H69L68 31H66V32L64 33V34H65V40H63L62 42H65V44H64L65 46H67V44H68L69 46H72V48L78 47L77 49H82V48H83V45H84V44H83V43H84L83 41H82L81 43H78V41H77V42H73V43L70 44V42H71L72 40H74V38H73ZM106 32H107V31H106ZM118 32H120V31H118ZM132 32H133V31H132ZM135 32H136V31H135ZM147 32H149V31H146L145 33H147ZM153 32H154V31H153ZM160 32H161V31H160ZM165 32H166V31H165ZM170 32H171V31H170ZM186 32H187V31H186ZM194 32H195V31H194ZM197 32H198V31H197ZM197 32H196V33H197ZM202 32H203V31H202ZM207 32H208V31H207ZM234 32H236V31L234 30L233 33H234ZM255 32H256V31H255ZM10 33H12V32H10ZM49 33H50V32H49ZM57 33H58V32H57ZM78 33H79V32H78ZM78 33H77V34H78ZM85 33H86V32H85ZM110 33H111V32H110ZM120 33H121V32H120ZM149 33H150V32H149ZM174 33H175V31H174ZM190 33H191V32H190ZM199 33H200V31H199ZM208 33H209V32H208ZM257 33H258V32H257ZM60 34H61V33H60ZM124 34H125V33H124ZM194 34H195V33H194ZM205 34H206V33H204V35H205ZM237 34H238V33H237ZM259 34H261V33H259ZM262 34H263V33H262ZM3 35H6V32H2V30H0V38H1V37H4ZM35 35H36V33H35ZM42 35H43V34H42ZM84 35H86V34H84ZM108 35H109V34H108ZM122 35H123V34H122ZM157 35H158V34H157ZM162 35H164V34L162 33ZM181 35H182V34H181ZM200 35H202V34L200 33ZM215 35H216V33H215ZM217 35H218V34H217ZM233 35H234V34H233ZM76 36H77V35H76ZM109 36H110V35H109ZM116 36H117V35H116ZM124 36H125V35H124ZM173 36H174V34H173ZM192 36H193V35H192ZM207 36H208V35H207ZM210 36H211V34L209 33V37H210ZM226 36H227V35H226ZM228 36L230 37V35H228ZM258 36L261 37L260 35H257V37H258ZM263 36H264V35H263ZM5 37H6V36H5ZM9 37H10V36H9ZM77 37H78V36H77ZM83 37H84V36H83ZM88 37H89V39L91 40V42H90V44H89V45H90V48H89V49L93 48V45L95 46V45H100V43H103V42H100L101 40H103V37H104V36H103V33H100V34L92 33V34H90ZM139 37H140V36H139ZM159 37H160V36H159ZM159 37H158V38H159ZM169 37H170V36H169ZM232 37H233V36H232ZM30 38H31V37H30ZM32 38H33V37H32ZM36 38H37V36H36ZM36 38H35V39H36ZM40 38H41V37H40ZM85 38H86V37H85ZM113 38H114V37H113ZM116 38H117V37H116ZM118 38H119V37H118ZM125 38H126V37H125ZM194 38H195V37H194ZM205 38H206V37H205ZM236 38H237V37H236ZM236 38H235V39H236ZM3 39H4V38H3ZM33 39H34V38H33ZM44 39H45V38H44ZM44 39H43V40H44ZM75 39H76V38H75ZM78 39H80V38L78 37ZM105 39H107V41L109 40V39L106 38V37H105ZM105 39H104V40H105ZM130 39H131V37H130ZM134 39H135V41H132V40H131V41H132V42H131L132 45L135 46V45L141 44V43H138V42H137L136 38H134ZM195 39H196V38H195ZM240 39H241V38H240ZM240 39H239V40H240ZM255 39H256V38H255ZM0 40H1V39H0ZM4 40H5V39H4ZM10 40H11V39H10ZM28 40H30V39H28ZM41 40H42V39H41ZM87 40H88V39H87ZM115 40H116V39H115ZM126 40H127V39H126ZM141 40H142V39H141ZM148 40H149V39H148ZM172 40H173V39H172ZM192 40H193V39H192ZM204 40H206V39H204ZM232 40H233V39H232ZM236 40H237V39H236ZM239 40H238V41H239ZM261 40H262V39H261ZM15 41H16V40H15ZM37 41H38V38H37ZM120 41H121V40H120ZM120 41H119V42H120ZM153 41H154V40H153ZM174 41H175V40H174ZM234 41H235V40H233L232 42H234ZM251 41H252V40H251ZM263 41H264V40H263ZM116 42H117V41H116ZM122 42H123V41H122ZM155 42H156V40H155ZM200 42H201V41H200ZM236 42H237V41H236ZM254 42H255V41H254ZM0 43H2V45H0V111H1V107H2V105H3V103H4V99L6 98V95H7V94H11V95H17V96H18V95L21 93V90H22V88H23V87H22V88H21V87H16L17 85L11 84V83H12L11 81H10V82L6 81V78H8V75H7V74H12V75H13V74H18V71H19L18 69H20L21 67H23V68H25V69H26V68L29 69V68H30V62L33 61V60H32L33 58L31 59L32 56H38V57L40 56V57H46V58L49 57V58H52V54H51V52H50V53H48V52H47V53H46V52H43V51H41L42 49L39 50V48L33 46V47H34V50L32 51L33 53H32L31 55H29V56H28V54H27V55H24V58L21 60L20 58L13 57V56H12V57H7L9 53H8L7 55H5L4 50H1V49H3L4 46L6 45V44H5V41H4V43H3V41L0 42ZM10 43H11V42H10ZM60 43H61V42H60ZM104 43H105V42H104ZM117 43H118V42H117ZM117 43H116V44H117ZM124 43H126V42H124ZM127 43H128V40H127ZM229 43H230V42H229ZM256 43H257V42H256ZM261 43H262V42H261ZM108 44H109V43H108ZM114 44H115V43H114ZM116 44H115V45H116ZM120 44H122V43H120ZM129 44H130V43H129ZM148 44H149V43H148ZM148 44H147V45H148ZM155 44H157V43H155ZM234 44H235V43H234ZM238 44H239V43H238ZM250 44H252V43H250ZM262 44H263V43H262ZM8 45H9V44H8ZM31 45H32V44H31ZM48 45H49V44H48ZM101 45H102V44H101ZM104 45H106L105 47L108 46L107 44H104ZM118 45H119V43H118ZM118 45H117V46H118ZM150 45H151V44H150ZM157 45H158V44H157ZM159 45H160V43H159ZM170 45H171V44H170ZM170 45H169V46H170ZM248 45H249V44H248ZM6 46H7V45H6ZM6 46H5V47H6ZM16 46H17V45H16ZM69 46H68V47H69ZM109 46H110V45H109ZM117 46H116V47H117ZM126 46H127V45H126ZM250 46H251V45H250ZM256 46H257V45H256ZM258 46H259V45H258ZM85 47H86V46H85ZM85 47H84V48H85ZM101 47H102V46H101ZM103 47H104V46H103ZM114 47H115V46H114ZM141 47H142V46H141ZM175 47H177V46H175ZM7 48H8V47H6L5 49H7ZM18 48H20V47H18ZM69 48H70V47H69ZM96 48L98 49L99 47L96 46ZM132 48H133V47H132ZM146 48H147V47H146ZM157 48H158V46H157ZM157 48H156V49H157ZM159 48H160V46H159ZM161 48H162V46H161ZM178 48H179V47H178ZM178 48H176V49H178ZM43 49H44V48H43ZM86 49H87V48H86ZM112 49H113V48H112ZM115 49H116V48H115ZM115 49H114V50H115ZM127 49H128V48H127ZM133 49H134V48H133ZM139 49H140V48H139ZM153 49H154V47H153ZM156 49H154V50H156ZM163 49H165V48H163ZM241 49H244V48L241 47ZM246 49H247V46H246ZM87 50H88V49H87ZM87 50H86V51H87ZM100 50H101V48H100ZM128 50L130 51L131 49H128ZM134 50H135V49H134ZM147 50H148V49H147ZM151 50H152V49H151ZM165 50H168V49H165ZM172 50H173V49H172ZM247 50H248V49H247ZM249 50H250V49H249ZM253 50H256V49H253ZM21 51H22V50H20V53H21ZM75 51H76V50H75ZM80 51H81V50H80ZM83 51H85V50H83ZM89 51H90V50H89ZM104 51H105V50H104ZM110 51L112 52V50H110ZM126 51H127V50H126ZM132 51H133V50H132ZM145 51H146V50H145ZM149 51H150V50H149ZM173 51H174V50H173ZM206 51H208V50H206ZM231 51H232V50H231ZM251 51H252V50H251ZM251 51H250V52H251ZM101 52H102V51H101ZM152 52H153V51H152ZM152 52H151V53H152ZM155 52H156V51H155ZM52 53H53V52H52ZM91 53H92V51H91ZM98 53H100V52H98ZM116 53H117V52H116ZM156 53H157V52H156ZM165 53H166V52H165ZM168 53H169V50H168ZM174 53H175V52H174ZM176 53H177V52H176ZM185 53H186V52H185ZM203 53H204V52H203ZM21 54H22V53H21ZM84 54H85V53H84ZM86 54H87V53H86ZM100 54H101V53H100ZM106 54H107V52H106ZM108 54H110V53L108 52ZM113 54H114V52H113ZM121 54H123V53H121ZM145 54H146V53H145ZM145 54L143 53L142 55H145ZM148 54H149V53H148ZM159 54L162 55V53H159ZM172 54H173V53H172ZM172 54H171V55H172ZM186 54H187V53H186ZM11 55H12V54H11ZM75 55H76V54H75ZM116 55H117V54H116ZM125 55H126V54H125ZM142 55H141V56H142ZM157 55H158V54H156V56H157ZM161 55H159V57H160ZM171 55H170V56H171ZM177 55H178V54H177ZM187 55H188V54H187ZM259 55H260V54H259ZM98 56L100 57V55H98ZM103 56H106V55H103ZM109 56H110V55H109ZM151 56H152V55H151ZM154 56H155V55H154ZM167 56H168V55H167ZM170 56H169V57H170ZM175 56H176V54H175ZM180 56H181V55H180ZM260 56H261V55H260ZM95 57H96V56H95ZM110 57H112V56H110ZM116 57H117V56H116ZM116 57H115V58H116ZM119 57H120V56H119ZM127 57H128V56H127ZM164 57H165V56H164ZM171 57H172V56H171ZM206 57H207V56H206ZM256 57H258V56H256ZM53 58H58V57H53ZM53 58L51 59V61H52L51 64H55V65H56V64H62V65H64V64H63V61H62L61 59L58 58L59 60H58V59H57V60H54ZM66 58H67V57H66ZM96 58H97V57H96ZM103 58H104V57H103ZM134 58H135V57H134ZM142 58H143V57H142ZM146 58H147V57H146ZM161 58H162V57H161ZM172 58L174 59V58H176V57H172ZM260 58H261V57H260ZM263 58H264V57H263ZM68 59H69V58H68ZM126 59H128V58H126ZM129 59H130V58H129ZM135 59L137 60V58H135ZM149 59H150V58H149ZM153 59H155V58H153ZM153 59H152V61H153ZM168 59H169V58H168ZM170 59H171V58H170ZM170 59H169V60H170ZM203 59H204V58H203ZM72 60H75V59H72ZM104 60H105V59H104ZM107 60L109 61V59H107ZM139 60H140V59H139ZM141 60H142V59H141ZM160 60H161V59H160ZM187 60H188V59H187ZM204 60H205V59H204ZM263 60H264V59H263ZM36 61H37V60H36ZM66 61H67V60H66ZM78 61H79V60H78ZM111 61H112V60H111ZM113 61H114V60H113ZM117 61H118V60H117ZM147 61H148V60H147ZM150 61H151V59H150ZM155 61H157V60H155ZM184 61H185V60H184ZM257 61H258V60H257ZM260 61H261V60H260ZM260 61H259V62H260ZM132 62H134V61L132 60ZM142 62H143V61H142ZM153 62H154V61H153ZM163 62H164V61H163ZM176 62H178V61H176ZM188 62H189V61H188ZM192 62H193V61H192ZM192 62L190 61V63H192ZM262 62H263V61H262ZM95 63H96V62H95ZM122 63H123V62H122ZM125 63H126V62H125ZM148 63H149V62H148ZM150 63H152V62H150ZM155 63H156V62H155ZM180 63H181V62H180ZM184 63H185V62H184ZM8 64H11L12 67L14 68L13 71H12V73H9V72L6 73V71H5V74L1 75V72H3V70L6 69V67L9 66ZM48 64H49V63H48ZM105 64H106V63H105ZM138 64H139V61H138ZM138 64H137V65H138ZM140 64H141V63H140ZM152 64L154 65V63H152ZM152 64H151V65H152ZM160 64H161V63H160ZM33 65H34V64H33ZM96 65H97V63H96ZM107 65H108V64H107ZM118 65H119V64H118ZM118 65H117V66H118ZM125 65H126V64H125ZM132 65H133V64H132ZM151 65H150V66H151ZM48 66H51V65H48ZM97 66H98V65H97ZM103 66H104V65H103ZM121 66H122V65H121ZM133 66H135V65H133ZM147 66H148V65H147ZM147 66H146V67H147ZM195 66H196V65H195ZM55 67H56V66H55ZM105 67H106V66H105ZM118 67H119V66H118ZM118 67H116V68L118 69ZM123 67H124V66H122L121 72H123L122 70H124ZM130 67H131V66H130ZM138 67H139V66H138ZM152 67H153V66H151V68H152ZM159 67H160V66H159ZM190 67H191V66H190ZM196 67H197V66H196ZM227 67H228V66H227ZM35 68L37 69V67H35ZM59 68H60V67H59ZM86 68H87V66H86ZM92 68H93V67H92ZM119 68H120V67H119ZM131 68H132V67H131ZM136 68H137V67H136ZM151 68H150V70L152 71ZM178 68H179V67H178ZM27 69H26V70H27ZM30 69H31V68H30ZM33 69H34V68H33ZM111 69H112V68H111ZM117 69H116V70H117ZM145 69H146V68H145ZM153 69H154V67H153ZM11 70H12V69H11ZM26 70H25V72H26ZM39 70H40V69H39ZM118 70H120V69H118ZM118 70H117V71H118ZM132 70H133V69H132ZM146 70L148 71V69H146ZM146 70H145V71H146ZM157 70H158V69H157ZM188 70H189V69H188ZM87 71H88V69H87ZM126 71L129 72L128 69H126ZM133 71H134V70H133ZM136 71H137V70H136ZM136 71H135V72H136ZM151 71H150V72H151ZM155 71H156V70H155ZM184 71H185V70H184ZM121 72H120V73H121ZM124 72H125V70H124ZM130 72H131V71H130ZM153 72H154V71H153ZM153 72H152V73H153ZM156 72H157V71H156ZM187 72H188V71H187ZM19 73H20V72H19ZM23 73H24V72H23ZM30 73H31V72H30ZM43 73H44V72H43ZM49 73H51V71H49L48 74H49ZM116 73H117V72H116ZM125 73H126V72H125ZM157 73H158V72H157ZM24 74H25V73H24ZM24 74H22V75H24ZM28 74H29V73H28ZM40 74H41V73H40ZM129 74H130V73H129ZM137 74H138V73H137ZM145 74H146V72H145ZM145 74H144V75H145ZM147 74H149V73H147ZM154 74H155V73H153V76H154ZM158 74H159V73H158ZM158 74H157V75L155 74V77H154V78H156V77L158 76ZM26 75H27V74H26ZM34 75H35V74H34ZM34 75H32V76H34ZM36 75H37V74H36ZM112 75H113V74H112ZM120 75H121V74H120ZM130 75H133V72H131ZM134 75H136V74L134 73ZM159 75H163V74L160 73ZM13 76H14V75H13ZM16 76H18V75H16ZM106 76H107V75H106ZM116 76H117V75H116ZM139 76H140V74H139ZM139 76H137V77H139ZM141 76H142V75H141ZM151 76H152V74H151ZM1 77H2V78H1ZM5 77H6V78H5ZM9 77H10V75H9ZM30 77H31V76H30ZM34 77H35V76H34ZM108 77H109V76H108ZM123 77H124V76H123ZM149 77H150V76H149ZM149 77H148V79H149ZM158 77H159V76H158ZM194 77H195V76H194ZM229 77H230V76H229ZM17 78H18V77H17ZM19 78H20V77H19ZM28 78H29V77H28ZM35 78H36V80H38V79H37L38 76L35 77ZM101 78H102V77H101ZM109 78L111 79V77H109ZM109 78H108V79H109ZM115 78H118V77H115ZM120 78H122V76H121ZM125 78L127 79L128 76H126ZM141 78H142V77H141ZM172 78H173V77H172ZM172 78H171V79H172ZM181 78H182V77H181ZM209 78H210V77H208V79H209ZM231 78H232V75H231L230 79H231ZM13 79H14V78H13ZM21 79H22V78H21ZM44 79H46L47 84H48V76H46V78H44ZM142 79H143V78H142ZM142 79H141V80H142ZM148 79H147V80H148ZM150 79H153V78L150 77ZM156 79H157V78H156ZM156 79H155L154 81H156ZM197 79H198V78H197ZM197 79H196V80H197ZM30 80H31V79H30ZM30 80L28 79L27 81H30ZM85 80H86V83H87V82H88V81H87V77H86ZM94 80L97 81V79H94ZM98 80H99V79H98ZM105 80H106V79H105ZM105 80H104V81H105ZM111 80H112V79H111ZM135 80H136V79H135ZM135 80H134V81H135ZM145 80H146V77H145ZM186 80H187V79H186ZM189 80H190V79H188V81H189ZM193 80H194V79H193ZM193 80H192V81H193ZM232 80H233V79H232ZM23 81H24V80H23ZM119 81H120V80H119ZM127 81H128V80H127ZM143 81H144V79H143ZM149 81H150V80H149ZM160 81H161V80H160ZM174 81H175V80H174ZM178 81H179V80H178ZM188 81H187V82H188ZM201 81H202V80H201ZM201 81H200V82H201ZM204 81H205V80H204ZM204 81H203V82H204ZM230 81H231V80H230ZM14 82H15V81H14ZM40 82H41V81H40ZM40 82H38V83H40ZM43 82H44V81H43ZM43 82H42V83H43ZM101 82H102V81H101ZM108 82H109V80H108ZM113 82H114V81H113ZM123 82H124V81H123ZM145 82H146V81H145ZM185 82H186V81H185ZM190 82H191V81H190ZM18 83H19V82H18ZM27 83H28V82H27ZM31 83H32V82H31ZM92 83H93V82H92ZM99 83H100V82H99ZM115 83H117V79H116V82H115ZM118 83H119V82H118ZM125 83H127V82H125ZM125 83L123 84L124 87H126V84H125ZM149 83H151V81H150ZM197 83H198V82H197ZM204 83H205V82H204ZM210 83H211V82H210ZM28 84H29V83H28ZM44 84H45V83H44ZM44 84H43V85H44ZM95 84H96V83H94L93 85H95ZM101 84H102V83H101ZM110 84H111V83H110ZM110 84H109V85H110ZM119 84H120V83H119ZM121 84H122V82H121ZM156 84H158V83H156ZM156 84H155V85H156ZM160 84H161V82H160ZM190 84H191V83H190ZM198 84H199V83H198ZM205 84H206V83H205ZM218 84H219V83H218ZM20 85H21V84H20ZM22 85H23V84H22ZM89 85H90V84H89ZM103 85H104V84H103ZM105 85H106V84H105ZM116 85H117V84H116ZM130 85H131V84H130ZM132 85H133V84H132ZM139 85H140V84H139ZM139 85H138V86H139ZM145 85H147V84H145ZM182 85H183V84H182ZM182 85H181V86H182ZM213 85H215V82H214ZM27 86H29V85H27ZM40 86L42 87V85H40ZM86 86H87V84H86ZM101 86H102V85H101ZM101 86H100V88H101ZM113 86H114V84H113ZM113 86H112L111 88L114 89ZM143 86H144V84H143ZM179 86H180V85H179ZM186 86L188 87V84H187ZM189 86H190V85H189ZM208 86H209V85H208ZM217 86H218V85H217ZM92 87H93V86H92ZM128 87H129V86H128ZM147 87H148V86H147ZM151 87H153V86L151 85ZM184 87H185V86H184ZM24 88H25V87H24ZM44 88H45V87H44ZM95 88H96V85H95ZM120 88H121V87H120ZM120 88H118V90H119ZM122 88H123V87H122ZM133 88H134V87H133ZM153 88H154V87H153ZM153 88H152V89H153ZM175 88H176V87H175ZM181 88H182V87H181ZM205 88H207V86H206ZM208 88H209V87H208ZM98 89H99V88H98ZM103 89H104V88H103ZM107 89H108V88H107ZM109 89H110V88H109ZM113 89H112V90H113ZM124 89H125V88H124ZM127 89H128V88H127ZM138 89L140 90V88H138ZM154 89H155V88H154ZM182 89H183V88H182ZM182 89H180V91H181ZM186 89H187V88H186ZM34 90L36 91V89H35L34 87H28V88H27V91H28V93H29L30 95H31V93L34 95V93H35ZM39 90H40V89H39ZM46 90H47V89H46ZM105 90H106V88H105ZM112 90H111V92H112ZM115 90H116V89H115ZM141 90H142V87H141ZM160 90H161V89H160ZM41 91H42V90H41ZM94 91H95V90H94ZM94 91H93V92H94ZM97 91H98V90H97ZM182 91H184V90H182ZM182 91H181V92H182ZM205 91H206V90H205ZM207 91H210V90H207ZM213 91H215V90H213ZM216 91H217V90H216ZM36 92H37V91H36ZM93 92H92V93H93ZM113 92H114V91H113ZM113 92H112V93H113ZM118 92H120V91H118ZM121 92H122V91H121ZM140 92H141V91H140ZM163 92H164V91H163ZM163 92H160V93H163ZM178 92H179V91H178ZM210 92H212V91H210ZM39 93H41V92L39 91ZM90 93H91V92H90ZM96 93H97V92H95V94H96ZM106 93H108V92H106ZM115 93H116V92H115ZM136 93H137V92H136ZM149 93H150V92H149ZM23 94H24V93H23ZM37 94H38V93H37ZM99 94H100V93H99ZM118 94H119V93H118ZM137 94H138V93H137ZM137 94H136V95H137ZM168 94H169V93H168ZM182 94H183V93H182ZM199 94H200V93H199ZM199 94H198V95H199ZM206 94H207V93H206ZM208 94H209V93H208ZM213 94H214V92H213ZM215 94H216V93H215ZM215 94H214V95H215ZM221 94H222V93H221ZM39 95H40V94H39ZM112 95H116V94L113 93ZM112 95L110 94V96H112ZM129 95H130V92H129ZM159 95H160V94H159ZM164 95H165V93H164ZM198 95H197V96H198ZM203 95H204V94H203ZM210 95L213 96L212 94H210ZM219 95H220V94H218V96H219ZM258 95H259V93H258ZM17 96H16V97H17ZM89 96H91V95H89ZM118 96H120V95H118ZM125 96H126V95H125ZM141 96H142V95H141ZM141 96H140V98H141ZM151 96H154V95H151ZM165 96H166V95H165ZM169 96H170V95H169ZM199 96H201V94H200ZM199 96H198V97H199ZM21 97H22V96H21ZM69 97H70V98H69ZM71 97H72V95L69 94L65 99L68 98V99H70V100H67V102H66V100H63L62 102L64 103V101H65V103L62 104V105H61L58 109H56V110L59 111L60 114H59V113H58V114H59L60 118H62L61 115H65L64 117H66V118H64V119H65L67 122L70 121V123L74 124V125L77 126V127H76V128H73L71 125H69V127H70L71 129H69L68 131H61V132H56V131H54L56 134L54 133L55 135L53 134L52 136H54V137L57 139V144L59 145V148L57 147V148H54L53 150H46L45 152H43V154H42V156H40V158H50V159H51V158H53V157L55 156V154H56L57 151H59V150H62V151H63V148H65V150H66V148H67L68 146H69L70 148L75 147L74 145H78L80 142H83L84 144H85V142H89V143H93V144H94V142H95L96 140H98L99 142L102 143V144L100 143V146H101V145H102V146L99 147L98 149L95 148L94 150H95L96 152H97V151H100V150H105V148L112 146V142H113L114 140L112 141L113 138H111V137H112V136L114 135V133H115V132H114V129L116 128L115 130H118V129L120 130V127H119L120 123H118L117 120H116V119H117L116 116H118V113H116V112L113 113V114L111 113V115H109V116L107 115V117L105 118V120H106L107 122H104L103 119H102V120H99V121H97L98 123H96L95 126L91 127V128L88 129V130H84V128H85V127H84V118H87V119L89 120V118H91V117L94 116V114H93L94 112H93V113H90V111L88 110L89 107L84 106L85 103L82 104V105H79V104L74 103L73 100H72V101H73V102H72V101H71V99H72ZM93 97H94V96H93ZM108 97H109V96H108ZM115 97H116V96H115ZM120 97H121V96H120ZM126 97H127V96H126ZM213 97H214V96H213ZM216 97H217V94H216ZM224 97H225V96H224ZM10 98H12V97H10ZM73 98H74V97H73ZM102 98H103V97H102ZM162 98H163V100H162L161 98L159 99V101H158V103H157V106L160 107V108L163 110V109L166 107V105H167L168 103L165 105V102H164V101H166V98H164V97H162ZM171 98H172V97H171ZM206 98H207V97H206ZM13 99H14V98H13ZM19 99H20V97H18V100H19ZM24 99H25V98H24ZM75 99H76V98H75ZM87 99H88V98H87ZM87 99H86V100H87ZM90 99L92 100V98H90ZM90 99H89V101H90ZM94 99H95V97H94ZM96 99H98V98H96ZM103 99H104V98H103ZM106 99H108V98H105V100H106ZM110 99H112V98H110ZM113 99H114V98H113ZM117 99H118V98H117ZM127 99H128V98H127ZM142 99H143V97H142ZM144 99H145V98H144ZM199 99H201V97H200ZM204 99H205V98H204ZM8 100H9V99H8ZM10 100H11V99H10ZM20 100H21V99H20ZM78 100H79V99H78ZM86 100H81V101H84V102H85ZM114 100H115V99H114ZM119 100H120V99H118V101H119ZM146 100H147V99H146ZM153 100H155V98H154ZM169 100L171 101V99H169ZM216 100H217V99H216ZM11 101H12V100H11ZM26 101H28V99H27ZM37 101H38V100H36V102H37ZM48 101H49V100H48ZM94 101H95V100H94ZM100 101H101V99H100ZM100 101H99V102H100ZM107 101H108V100H106L105 102H107ZM122 101H123V100H122ZM122 101H120V102H122ZM124 101H125V100H124ZM127 101H128V100H127ZM130 101H131V100H130ZM133 101H134V100H133ZM148 101H149V100H148ZM155 101H156V100H155ZM167 101H168V100H167ZM201 101H202V100H201ZM203 101H204V100H203ZM208 101H209V100H208ZM212 101H213V100H211V102H212ZM14 102H15V101H14ZM23 102H24V101H23ZM40 102H41V101H40ZM75 102H77V101H75ZM86 102H87V101H86ZM108 102H109V101H108ZM108 102H107V104H108ZM110 102H111V101H110ZM141 102H142V101H141ZM153 102H154V101H153ZM190 102H191V101H190ZM206 102H207V101H206ZM209 102H210V101H209ZM41 103H42V102H41ZM60 103H61V102H59V104H60ZM77 103H78V102H77ZM96 103H97V101H96ZM124 103H126V102H124ZM131 103H132V102H131ZM139 103H140V102H139ZM142 103H145V102H142ZM154 103H155V102H154ZM187 103H188V101H187ZM212 103H213V102H212ZM15 104H16V103H15ZM15 104H14V105H15ZM24 104H25V103H24ZM35 104H36V103H35ZM42 104H43V103H42ZM42 104H40V105H42ZM55 104L57 105V103H55ZM59 104H58V105H59ZM99 104H100V103H99ZM99 104H98V106L96 105V108L99 107V106L102 104V102H101L100 105H99ZM107 104H106V105H107ZM110 104H112V103H110ZM114 104H116V103H114ZM128 104H129V102H128ZM132 104L135 105V103H132ZM137 104H138V103H137ZM184 104H185V102H184ZM199 104H200V103H199ZM209 104H210V103H208V105H209ZM214 104H215V103H214ZM8 105H9V103H8ZM17 105H18V104H17ZM38 105H39V103H38ZM49 105L51 106V105H53V103L49 102ZM87 105H88V104H87ZM89 105H90V104H89ZM89 105H88V106H89ZM108 105H109V104H108ZM118 105H119V104H118ZM122 105H124V104H122ZM125 105H126V104H125ZM168 105H169V104H168ZM168 105H167V106H168ZM201 105H202V104H201ZM210 105H211V104H210ZM15 106H16V105H15ZM54 106H55V105H54ZM114 106H115V105H114ZM120 106H121V103H120ZM128 106H129V105H128ZM157 106H156V107H157ZM185 106H186V105H185ZM198 106H199V105H198ZM205 106H207V104H206ZM262 106H263V105H262ZM9 107H10V106H9ZM19 107H20V106H19ZM19 107H18V108H19ZM42 107H43V106H42ZM42 107H41V108H42ZM55 107H56V106H55ZM91 107H92V103H91ZM103 107H104V105H103ZM109 107H111V105H109ZM125 107H126V106H125ZM132 107H133V106H132ZM134 107H136V106H134ZM134 107H133V109H134ZM188 107H189V106H188ZM3 108H4V107H3ZM43 108H44V107H43ZM52 108H53V107H52ZM123 108H124V107H123ZM123 108H122V109H123ZM129 108H130V107H129ZM140 108H141V107H140ZM145 108H147L146 105L144 106V110H143V111L146 112V109H145ZM148 108H149V107H148ZM175 108H176V107H175ZM197 108H198V107H197ZM197 108H196V109H197ZM199 108H201V107H199ZM202 108H203V107H202ZM205 108H206V107H205ZM208 108H211V106L208 107ZM215 108H216V106H215ZM14 109H17V108H14ZM48 109H49V107H48ZM89 109H90V108H89ZM115 109H116V107H115ZM124 109H125V108H124ZM136 109H137V111H138V108H137V107H136ZM186 109H188V108H186ZM213 109H214V108H212V110H213ZM231 109H232V107H231ZM3 110H4V109H3ZM9 110H10V109H9ZM11 110H12V109H11ZM98 110H101V106H100V108H99ZM102 110H103V109H102ZM104 110H105V109H104ZM128 110H129V109H128ZM150 110H151V109H150ZM162 110H161V111H162ZM169 110H170V108H169ZM178 110H179V109H178ZM201 110H203V109H199L198 111L200 112ZM205 110H206V109H205ZM250 110H251V109H250ZM263 110H264V109H263ZM14 111H16V110H14ZM20 111H21V110H20ZM93 111H94V108H93ZM95 111H97V110H95ZM107 111H108V109H106L104 112H107ZM123 111H124V110H123ZM126 111H127V110H125V112H126ZM130 111H131V110H130ZM143 111H142V112H143ZM166 111H167V110H166ZM166 111H164V112L166 113ZM184 111H185V109H184ZM210 111H211V110H210ZM226 111H227V109H226ZM9 112H10V111H9ZM18 112H19V111H18ZM24 112H25V114H26V111H24ZM99 112H100V111H99ZM102 112H103V111H102ZM113 112H114V111H113ZM125 112H124V113H125ZM127 112H128V111H127ZM139 112H140V111H139ZM145 112H144V113H145ZM148 112H149V111H148ZM148 112H146V113H148ZM167 112H168V111H167ZM175 112H176V111H175ZM188 112H189V111H188ZM194 112H195V111H194ZM196 112H197V111H196ZM201 112H203V111H201ZM234 112H235V111H234ZM234 112H233V113H234ZM0 113H1V112H0ZM11 113H13V112H11ZM27 113H28V112H27ZM48 113H49V112H48ZM54 113H55V112H54ZM95 113H96V112H95ZM100 113H101V112H100ZM124 113H123V114H124ZM136 113H137V112H136ZM140 113H141V112H140ZM140 113H139V115H140ZM146 113H145V114H146ZM180 113H181V112H180ZM208 113H209V112H208ZM228 113H229V112H228ZM248 113L250 114V111H249V112L247 111L246 114H248ZM2 114H3V112H2ZM29 114H30V112H29ZM32 114H33V113H32ZM98 114H99V113H97V115H98ZM133 114H134V113H133ZM152 114H154V113H152ZM201 114H202V113H201ZM204 114H205V113H204ZM239 114H241V113H239ZM246 114H245V115H246ZM0 115H1V114H0ZM119 115H120V114H119ZM164 115H165V114H164ZM175 115H176V114H175ZM207 115H208V114H207ZM211 115H212V114H211ZM22 116H23V115H22ZM27 116H28V115H27ZM33 116H34V115H33ZM52 116H53V114H52ZM59 116H58V118H59ZM95 116H96V114H95ZM142 116H143V115H142ZM157 116H158V115H157ZM159 116H160V115H159ZM165 116H166V115H165ZM204 116H205V115H204ZM208 116H209V115H208ZM102 117H103V116H102ZM102 117H101V118H102ZM137 117H138V116H137ZM140 117H141V116H140ZM144 117H145V115H144ZM150 117H151V115H150ZM205 117H206V116H205ZM234 117H235V116H234ZM239 117H240V116H239ZM239 117H238L237 119H239ZM9 118H10V117H9ZM28 118H29V117H28ZM32 118H33V117H32ZM50 118H51V117H50ZM52 118H53V117H52ZM60 118L58 119L59 121H60ZM99 118H100V117H99ZM132 118L134 119V117H133L132 114L130 113V114L126 117V120H125V121L131 123ZM135 118H136V117H135ZM157 118H158V117H157ZM178 118H179V117H178ZM184 118H185V117H184ZM200 118H201V117H200ZM200 118H199V119H200ZM214 118H215V117H214ZM235 118H236V117H235ZM241 118H242V117H241ZM241 118H240V120H241ZM251 118H252V116H251V117L249 116V119H251ZM3 119H4V118H3ZM21 119H22V118H21ZM30 119H31V118H30ZM53 119H55V118H53ZM145 119H146V118H145ZM151 119H153V118H151ZM209 119H210V118H209ZM233 119H234V118H233ZM237 119H236V120H237ZM247 119H248V118H247ZM16 120H17V119H16ZM18 120H19V119H18ZM27 120H28V119H27ZM97 120H98V118H97ZM146 120H147V119H146ZM154 120H155V119H154ZM191 120H192V119H191ZM207 120H208V119H207ZM230 120H231V119H230ZM230 120H229V121H230ZM244 120H245V119H244ZM251 120H252V119H251ZM9 121H10V120H9ZM53 121H54V120H53ZM59 121H58V122H59ZM118 121H119V119H118ZM134 121H135V120H134ZM144 121H145V120H144ZM147 121H148V120H147ZM161 121H162V119H161ZM175 121H176V120H175ZM229 121H228V122H229ZM231 121H233V120H231ZM246 121H248V120H246ZM253 121H254V120H253ZM6 122H7V121H6ZM26 122H27V121H26ZM28 122H29V121H28ZM28 122H27V124H28ZM40 122H41V121H40ZM89 122H90V121H89ZM119 122H120V121H119ZM165 122H166V121H165ZM212 122H214V121H212ZM221 122H222V121H221ZM234 122H235V121H234ZM236 122H237V121H236ZM236 122H235V124H236ZM249 122H251V121H249ZM0 123H1V126H3V125H2V122H0ZM30 123H31V122H30ZM30 123H29V125H30ZM50 123H51V122H50ZM70 123H69V124H70ZM148 123H149V122H148ZM150 123H151V122H150ZM176 123H177V122H176ZM214 123H216V122H214ZM217 123H218V122H217ZM219 123H220V122H219ZM226 123H227V121H226ZM237 123H238V122H237ZM251 123H252V122H251ZM10 124H11V123H10ZM61 124H62V123H61ZM118 124H119V125H118ZM174 124H175V122H174ZM191 124H193V123H191ZM206 124H207V123H206ZM223 124H224V123H223ZM227 124H228V123H227ZM227 124H226V125H227ZM6 125H7V124H6ZM8 125H9V124H8ZM8 125H7V126H8ZM52 125H53V124H52ZM59 125H60V124H59ZM85 125H87V124H85ZM90 125H92L91 122H90ZM90 125H89V123H88V126H89V127H90ZM157 125H158V124H157ZM157 125H156V126H157ZM177 125H178V123H177ZM195 125H196V124H195ZM231 125H232V123H231ZM237 125H238V124H237ZM246 125H248V124L245 123V126H246ZM26 126L28 127V125H26ZM38 126H39V125H38ZM61 126H62V125H61ZM156 126H155V127H156ZM164 126H165V125H164ZM166 126H167V125H166ZM182 126H183V125H182ZM188 126H189V125H188ZM196 126H198V125H196ZM213 126H214V125H213ZM218 126H219V125H218ZM21 127H22V126H21ZM21 127H20V128H21ZM23 127H24V126H23ZM27 127H26V128H27ZM141 127H142V126H141ZM146 127H147V125H146ZM148 127H149V126H148ZM152 127H153V126H152ZM159 127H160V126H159ZM159 127H158V128H159ZM167 127H168V126H167ZM190 127H191V126H190ZM192 127H193V126H192ZM198 127H199V126H198ZM207 127H208V126H207ZM210 127H211V126H210ZM229 127H230V125H229ZM237 127H238V126H237ZM26 128H25V129H26ZM63 128H64V127H63ZM131 128H132V127H131ZM133 128H134V127H133ZM143 128H144V127H143ZM143 128H141V129H143ZM169 128H170V127H169ZM195 128H196V127H195ZM220 128H222V124H221V127H220ZM226 128H227V126H226ZM232 128H233V127H232ZM235 128H236V126H235ZM246 128H247V126H246ZM23 129H24V128H23ZM50 129H51V128H50ZM128 129H130V128H128ZM139 129H140V127H139ZM150 129H151V127H150ZM163 129H164V127H163ZM165 129H166V128H165ZM165 129H164V130H165ZM170 129H171V128H170ZM202 129H204V128H202ZM215 129H216V128H215ZM237 129H238V128H237ZM20 130H21V129H20ZM58 130H59V128H58ZM60 130H61V129H60ZM64 130H65V129H64ZM119 130H118V132H119ZM144 130H145V129H144ZM146 130H147V129H146ZM152 130H154V129H152ZM152 130H151V131H152ZM158 130H159V129H158ZM174 130H175V129H174ZM195 130H196V129H195ZM209 130H210V129H209ZM235 130H236V129H235ZM235 130H234V131H235ZM50 131H51V130H49V132H50ZM131 131L134 132L135 130H134V131L131 130ZM139 131H140V130H139ZM148 131H150V130H148ZM151 131H150V132H151ZM160 131H161V129H160ZM160 131H159V132H160ZM175 131H178V129L175 130ZM205 131H206V130H205ZM211 131H212V130H211ZM231 131H232V130H231ZM234 131H232V132H234ZM52 132H53V131H52ZM219 132H220V131H219ZM227 132H228V131H227ZM137 133H138V132H136V135H137ZM141 133H142V132H141ZM154 133H155V132L153 131V134H154ZM163 133H164V132H163ZM165 133H166V132H165ZM190 133H191V132H190ZM199 133H200V132H199ZM220 133H221V132H220ZM229 133H230V131H229ZM229 133H228V134H229ZM243 133H244V132H243ZM115 134H116V133H115ZM158 134H159V133H157V135H158ZM166 134H167V133H166ZM185 134H186V133H185ZM206 134H208V133H206ZM138 135H139V133H138ZM160 135H161V134H160ZM181 135H182V134H181ZM183 135H184V134H183ZM188 135H189V134H188ZM197 135H198V134H197ZM204 135H205V134H204ZM209 135H210V134H209ZM226 135H227V134H226ZM114 136H117V135H114ZM119 136H120V135H119ZM123 136H124V135H123ZM149 136H150V135H149ZM184 136H185V135H184ZM184 136H183V138H184ZM192 136H193V135L191 134V137H192ZM206 136H207V135H206ZM212 136H214V135H212ZM219 136H220V135H219ZM224 136H225V135H224ZM229 136H230V135H229ZM142 137H143V136H142ZM153 137H154V135H153ZM186 137H187V136H186ZM186 137H185L184 139H186ZM202 137H203V136H202ZM202 137H201V138H202ZM208 137H209V136H208ZM227 137H228V136H227ZM230 137H231V136H230ZM232 137H233V136H232ZM242 137H243V136H242ZM262 137H263V136H262ZM67 138H68V139H67ZM117 138H118V137H117ZM117 138H116V139H117ZM140 138H141V137H140ZM145 138H146V137H145ZM148 138H149V137H148V135H147V139H148ZM164 138H167V136L164 137ZM204 138H205V137H204ZM209 138H210V137H209ZM235 138H236V137H235ZM17 139H18V138H17ZM123 139H124V138H123ZM141 139H142V138H141ZM161 139H162V137H161ZM180 139H181V138H180ZM189 139H190V138H189ZM196 139H197V138H196ZM207 139H208V138H207ZM207 139H206V140H207ZM218 139H219V137H218ZM230 139H231V138H230ZM245 139H248V138H245ZM253 139H254V138H253ZM94 140H95V141H94ZM144 140H145V139H144ZM144 140H143V141H144ZM148 140H149V139H148ZM148 140H147V141H148ZM156 140H157V139H156ZM194 140H195V139H194ZM223 140H224V139H223ZM238 140H240V139H238ZM249 140H250V138H249ZM115 141H117V140H115ZM115 141H114V142H115ZM118 141H119V140H118ZM118 141H117V142H118ZM124 141H125V140H124ZM167 141L170 142L169 139H166V140H165V144L167 143ZM179 141H180V140H179ZM184 141H185V140H184ZM191 141H192V140H191ZM213 141H214V140H213ZM216 141H217V140H216ZM242 141H243V140H242ZM119 142H120V141H119ZM149 142H151V141H149ZM162 142H163V141H160V143H162ZM192 142H193V141H192ZM192 142H191V143H192ZM210 142H211V141H210ZM210 142H209V143H210ZM236 142H237V141H236ZM245 142H247V141H245ZM32 143H33L32 145H34V146H32V148H33V150H34L32 153L36 154V152H37L36 149L39 150V149H42V148L37 147V144L34 142V140H32ZM142 143H143V142H142ZM181 143H182V142H181ZM181 143H180V144H181ZM207 143H208V142H207ZM207 143H206V144H207ZM252 143H253V142H252ZM95 144H96V143H95ZM113 144H114V143H113ZM145 144H146V143H145ZM147 144H148V142H147ZM158 144H159V142H158ZM165 144H164V146H165ZM171 144H172V143H171ZM174 144H175V143H174ZM177 144H178V142H177ZM195 144H196V143H195ZM106 145H107V147H105ZM114 145H115V144H114ZM116 145H117V144H116ZM118 145H119V143H118ZM143 145H144V144H143ZM143 145H142V146H143ZM161 145H162V144H161ZM175 145H176V144H175ZM178 145H179V144H178ZM187 145H188V144H187ZM95 146H96V145H95ZM119 146H120V145H119ZM242 146H243V145H242ZM69 147H68V148H69ZM78 147H80V145H78ZM78 147H77V148H78ZM96 147H97V146H96ZM114 147H115V146H114ZM114 147H113V148H114ZM153 147H154V146H153ZM159 147H160V146H159ZM159 147H157V148H159ZM168 147L171 148V146H169V145H168ZM168 147H166V148L168 149ZM174 147H175V146H174ZM177 147H178V146H177ZM186 147H187V146H186ZM186 147H185V148H186ZM189 147H191V145H190ZM192 147H194V146H192ZM32 148H31V149H32ZM75 148H76V147H75ZM115 148H116V147H115ZM117 148H120V147H117ZM155 148H156V147H155ZM181 148H183V147H181ZM196 148H197V147H196ZM247 148H249V147H247ZM46 149H47V148H46ZM81 149H82V148H81ZM81 149L79 148V150H81ZM142 149H143V148H142ZM144 149H145V148H144ZM159 149H160V148H159ZM164 149H165V147H164ZM172 149L175 150L174 148H172ZM172 149H170V150H172ZM189 149H190V148H189ZM203 149H204V148H203ZM44 150H45V149H44ZM111 150H112V149H111ZM114 150L117 151V150H119V149H117V150L114 149ZM147 150H148V148H147ZM182 150H183V149H182ZM198 150H199V149H198ZM200 150H202L201 147H200ZM205 150H206V149H205ZM42 151H43V150H42ZM62 151H61V152H62ZM87 151H90V149L87 148ZM95 151H94V152H95ZM105 151H106V150H105ZM149 151H150V150H149ZM149 151H147V152H149ZM158 151H159V150H158ZM160 151H161V150H160ZM167 151H168V150H167ZM175 151H176V150H175ZM183 151H184V150H183ZM186 151H187V149H186ZM195 151H196V150H195ZM11 152H13V151H11ZM69 152H71V151L69 150ZM103 152H104V151H103ZM108 152H109V151H108ZM119 152H120V151H119ZM142 152H143V151H142ZM144 152H145V150H144ZM155 152L158 153L157 151H155ZM173 152H174V151H173ZM181 152H182V151H181ZM196 152H197V151H196ZM59 153H60V152H59ZM66 153H67V151H66ZM71 153H72V152H71ZM77 153H78V152H77ZM77 153H76V154H77ZM89 153H90V152H89ZM91 153H92V151H91ZM112 153H113V152H112ZM151 153H152V152H151ZM165 153H166V152H165ZM175 153H176V152H175ZM187 153H189V152L187 151ZM187 153H186V154H187ZM1 154H2V153H1ZM80 154H82V153H80ZM96 154H97V153H96ZM105 154H108V153L106 152ZM110 154H111V151H110ZM146 154H147V153H146ZM152 154H153V153H152ZM160 154L162 155V152H161ZM168 154H169V152H168ZM197 154H198V155H197ZM202 154H204V153H202ZM2 155H3V154H2ZM7 155H9V154H7ZM10 155H11V157H12V155H14V154H13V153H12V154L10 153ZM67 155H68V154H67ZM71 155H72V154H71ZM82 155H83V154H82ZM92 155H93V154H92ZM97 155H98V154H97ZM108 155H109V154H108ZM113 155H114V154H113ZM113 155H112V156H113ZM158 155H159V154H158ZM172 155H173V154H172ZM172 155H171V156H172ZM183 155H185V154H183ZM206 155H207V154H206ZM27 156H28V155H27ZM27 156H25V157H27ZM77 156H78V155H77ZM90 156H91V155H90ZM90 156H89L88 154H85V165L88 164V159L91 158ZM100 156H101V155H100ZM106 156H107V155H106ZM110 156H111V155H110ZM138 156H139V154H138ZM171 156H169V157H171ZM187 156H188V155H187ZM195 156H199V152H197ZM201 156H202V155H201ZM0 157H1V156H0ZM11 157H10V158H11ZM57 157H58V156H57ZM66 157H67V156H66ZM69 157H70V156H69ZM74 157H75V156H74ZM93 157H95V156H93ZM101 157H103V156H101ZM101 157H100V158H101ZM118 157H119V154H118ZM175 157H177V156H175ZM184 157H185V156H184ZM191 157H193V156H191ZM202 157H203V156H202ZM206 157H207V156H206ZM206 157L202 158V159H204V160L201 161V163H200L199 161H197L198 158H197V160L195 159V160L193 161L194 163L191 162V163H192V166H190V167H195V170H196V169L202 167V166H203V165H202L203 163H204V165H205V164H206V165H209V162H210L209 160H210V158H209V157L206 158ZM6 158H8V157H6ZM20 158H22V157H20ZM35 158H36V157H35ZM37 158H38V157H37ZM67 158H68V157H67ZM78 158H79V157H78ZM149 158H150V157H149ZM172 158H174V157H172ZM188 158H189V157H188ZM194 158H195V157H194ZM199 158H200V157H199ZM8 159H9V158H8ZM32 159H33V158H32ZM56 159H57V158H56ZM138 159H139V158H138ZM163 159L165 160V158H163ZM177 159H178V158H177ZM189 159H190V158H189ZM1 160H2V159H1ZM3 160H4V159H3ZM12 160H14V159H12ZM17 160H19V159H17ZM20 160H21V159H20ZM26 160H27V158H26ZM64 160H65V159H64ZM67 160H68V159H67ZM73 160H74V159H73ZM75 160H76V159H75ZM101 160H102V159H101ZM101 160H100V162H99V160H98V162H97V163H98V164H97L98 166H96V168H99V169H98L99 171H103V170H104V167H103V166H105V163H106L105 161H103V160L101 161ZM115 160H116V158H115ZM157 160H158V159H157ZM160 160H161V158H160ZM167 160H168V159H167ZM174 160H175V159H174ZM179 160H180V159H179ZM182 160H183V159H182ZM5 161H6V160H5ZM9 161H10V160H9ZM32 161H33V160H32ZM62 161H63V159H62ZM65 161H66V160H65ZM94 161H95V159H94ZM153 161H154V160H153ZM155 161H156V160H155ZM165 161H166V160H165ZM172 161H173V160H172ZM172 161H171V162H172ZM177 161H178V160H177ZM184 161H185V159H184ZM188 161H189V160H188ZM252 161H254V159H253ZM22 162H23V161H22ZM49 162H50V161H49ZM60 162H61V161H60ZM74 162H76V161H74ZM89 162H90V161H89ZM95 162H96V161H95ZM107 162H108V161H107ZM178 162H179V161H178ZM249 162H250V161H249ZM249 162H248V163H249ZM18 163H19V162H18ZM34 163H35V162H34ZM38 163H39V162H38ZM44 163H45V162H44ZM91 163H92V162H91ZM161 163H162V162H160V164H161ZM168 163H169V162H168ZM191 163H190V164H191ZM252 163H253V162H252ZM11 164H12V163H11ZM39 164H40V163H39ZM42 164H43V163H42ZM95 164H96V163H95ZM152 164H153V162H152ZM157 164H158V163H157ZM169 164H171V163H169ZM176 164H177V163H176ZM178 164H179V163H178ZM59 165H60V164H59ZM88 165H89V164H88ZM106 165H107V164H106ZM154 165H155V164H154ZM164 165H165V164H164ZM173 165H174V164H173ZM173 165H172V166H173ZM187 165H188V164H187ZM187 165H186V166H187ZM7 166H8V165H7ZM111 166H112V165H111ZM139 166H140V165H139ZM151 166H152V165H151ZM161 166H162V165H161ZM166 166H167V165H166ZM166 166H165V167H166ZM180 166H181V165H180ZM209 166H210V165H209ZM4 167H5V166H4ZM12 167H13V165H12ZM39 167H40V166H39ZM42 167H43V166H42ZM60 167H61V165H60ZM93 167H94V166H93ZM93 167H92V168H93ZM105 167H106V166H105ZM156 167H157V166H156ZM162 167H163V166H162ZM165 167H164V169H165ZM167 167H168V166H167ZM173 167H174V166H173ZM173 167H172V168H173ZM184 167H185V166H184ZM92 168H91V169H92ZM160 168H161V167H160ZM203 168H204V166H203ZM5 169H6V167H5ZM13 169H14V168H13ZM40 169H41V168H40ZM71 169H72V168H71ZM86 169H87V168H86ZM105 169H106V168H105ZM140 169H141V168H140ZM188 169H189V168H188ZM193 169H194V168H193ZM3 170H4V169H3ZM6 170H7V169H6ZM6 170H5V172H6ZM10 170H11V168H10ZM44 170H45V169H44ZM84 170H85V166H84V163H83V164L81 165L80 169L77 170L78 172L80 171V174H79L78 176H81L82 174H84V172H85ZM98 170H97V171H98ZM162 170H163V169H162ZM173 170H174V169H173ZM173 170H172V171H173ZM189 170H191V168H190ZM195 170H194V171H195ZM250 170H251V169H250ZM12 171H13V170H12ZM45 171H46V170H45ZM72 171H73V170H72ZM94 171H95V170H94ZM99 171H98V172H99ZM178 171H179V170H178ZM197 171H199V170H197ZM204 171H205V169H204ZM10 172H11V171H10ZM43 172H44V171H43ZM74 172H75V171H74ZM74 172H73V173H74ZM109 172H110V171H109ZM161 172H162V171H161ZM199 172H200V171H199ZM250 172H251V171H250ZM14 173H16V171H15ZM38 173H39V172H38ZM53 173L55 174V172H53ZM76 173H77V172H76ZM101 173H102V172H101ZM103 173H104V171H103ZM141 173H142V172H141ZM141 173H140V175H141ZM149 173H150V172H149ZM185 173H186V171H185ZM185 173H184V174H185ZM190 173H192V171H191ZM6 174H8V173H6ZM40 174H41V173H40ZM59 174H60V173H59ZM67 174H68V173H67ZM71 174H72V173H71ZM71 174H68V176H70ZM147 174H148V173H147ZM150 174H151V173H150ZM155 174H156V173H155ZM195 174H196V172H195ZM247 174H248V173H247ZM48 175H50V174L47 173V176H48ZM52 175H53V174H52ZM76 175H77V174H75V175L72 176L73 179L77 178ZM95 175H96V174H95ZM95 175H94V176H95ZM110 175H111V174H110ZM140 175H139V176H140ZM158 175H159V174H158ZM161 175H164V173L161 174ZM167 175H168V174H167ZM179 175H180V174H179ZM196 175H197V174H196ZM248 175H249V174H248ZM41 176H42V175H41ZM58 176H59V175H58ZM64 176H65V175H64ZM146 176H147V175H146ZM149 176H150V175H149ZM54 177H55V176H54ZM106 177H107V176H106ZM113 177H114V176H113ZM179 177H180V176H179ZM182 177H184V176H182ZM81 178H84V177H81ZM136 178H137V177H136ZM152 178H153V177H152ZM164 178L167 179L166 177H164ZM37 179H38V178H37ZM40 179H42V178H40ZM45 179H46V178H45ZM55 179H56V178H55ZM55 179H54V181H55ZM57 179L59 180L58 177H57ZM57 179H56V180H57ZM60 179H61V177H60ZM62 179H65V178H62ZM108 179H109V178H108ZM137 179H140V178H137ZM178 179H179V178H178ZM195 179H196V178H195ZM197 179H198V178H197ZM254 179H255V177H254ZM261 179H262V178H261ZM47 180H48V179H47ZM75 180H76V179H75ZM75 180H74V181H75ZM147 180H148V179H147ZM156 180H157V179H156ZM161 180H162V179H161ZM163 180H164V179H163ZM198 180H199V179H198ZM258 180H259V179H258ZM263 180H264V179H263ZM37 181H39V180H37ZM41 181H42V180H41ZM43 181H44V180H43ZM62 181H63V180H62ZM98 181L100 182L101 180H98ZM114 181H115V180H114ZM141 181H142V180H141ZM164 181H166V180H164ZM192 181H193V180H192ZM253 181H254V180H253ZM261 181H262V180H261ZM1 182H2V180H1ZM44 182H46V180H45ZM44 182H43V183H44ZM102 182H103V181H102ZM102 182H101V183H102ZM139 182H140V181H139ZM146 182H147V181H146ZM161 182H162V181H161ZM176 182H177V181H176ZM193 182H194L193 185H197V184H198L197 182H195V180H194ZM204 182H205V181H204ZM36 183H37V182H36ZM36 183H33V184H36ZM46 183L49 184V182H46ZM56 183H57V182H56ZM59 183H60V182H59ZM65 183H66V182H65ZM70 183H71V182H70ZM73 183H74V182H73ZM114 183H115V182H114ZM132 183H133V182H132ZM132 183H131V184H132ZM144 183H145V182H144ZM157 183H158V181H157ZM217 183H218V182H217ZM257 183H258V182H257ZM44 184H45V183H44ZM74 184H75V183H74ZM96 184H97V183H95L94 185H96ZM141 184H142V182H141ZM141 184H140V185H141ZM166 184H167V183H166ZM166 184H164V183L161 184V183H160V185H166ZM168 184H169V181H168ZM172 184H173V183H172ZM206 184H207V182H206ZM206 184H205V185H206ZM258 184H259V183H258ZM260 184H261V183H260ZM262 184H263V182H262ZM38 185H39V184H38ZM49 185L51 186V184H49ZM60 185H61V183H60ZM89 185H90V184H89ZM102 185H103V184H102ZM102 185H101V186H102ZM111 185H112V183H111ZM116 185H117V184H116ZM137 185H138V183H137ZM147 185H148V184H147ZM169 185H170V184H169ZM186 185H187V184H186ZM190 185H192V184H190ZM199 185H202V184H199ZM32 186H33V185H32ZM32 186H30V188H31ZM52 186H53V185H52ZM56 186H57V185H56ZM58 186H59V184H58ZM63 186H64V185H63ZM68 186H69V185H68ZM101 186H100V187H101ZM117 186H118V185H117ZM174 186H175V185H174ZM43 187H44V186H43ZM47 187H48V186H47ZM53 187H54V186H53ZM66 187H67V185H66ZM96 187H97V186H96ZM119 187H120V186H119ZM126 187H127V186H126ZM131 187H132V186H131ZM148 187H149V186H148ZM150 187H152V186H150ZM160 187H161V190H162V188H163L164 186H160ZM171 187H172V186H171ZM35 188H36V187H35ZM90 188H92V187H90ZM115 188H116V187H115ZM137 188H139V187H137ZM143 188H144V187H143ZM152 188H153V187H152ZM154 188H155V187H154ZM36 189H37V188H36ZM49 189H50V187H49ZM58 189H59V188H58ZM86 189H87V188H86ZM88 189H89V188H88ZM131 189H132V188H131ZM145 189H146V188H145ZM158 189H159V188H158ZM172 189H174V188H172ZM33 190H34V189H33ZM40 190H41V189H40ZM84 190H85V189H84ZM99 190H100V189H99ZM104 190H105V188H104ZM123 190H124V189H123ZM127 190H128V189H127ZM132 190H133V189H132ZM197 190H198V189H197ZM44 191H45V190H44ZM47 191L49 192L50 190H47ZM56 191H57V190H56ZM87 191H88V190H87ZM94 191L96 192L97 190H94ZM115 191L117 192V190H115ZM128 191H129V190H128ZM144 191H145V190H144ZM211 191H212V189H211ZM2 192H3V190H2ZM41 192H42V191H41ZM116 192H115V193H116ZM119 192H120V191H119ZM119 192H118V193H119ZM133 192H134V191H133ZM133 192H132V193H133ZM179 192H180V191H179ZM202 192H203V191H202ZM4 193H6V192H4ZM50 193L52 194L53 192H50ZM96 193H97V192H96ZM98 193H101V191L98 192ZM106 193H108V192H106ZM106 193H104V196H105ZM123 193H124V192H123ZM138 193H139V192H138ZM142 193H143V192H142ZM157 193H158V191H157ZM157 193H156V194H157ZM167 193H168V192H167ZM177 193H178V192H177ZM203 193H204V192H203ZM34 194H36V193H34ZM45 194H46V193H45ZM56 194H57V193H56ZM56 194H55V195H56ZM85 194H87V193H85ZM91 194H92V193H91ZM109 194H110V193H109ZM112 194H113V193H112ZM116 194H117V193H116ZM143 194H144V193H143ZM161 194H162V193H161ZM173 194H175V193H173ZM204 194H205V193H204ZM6 195H7V194H6ZM60 195H61V194H60ZM62 195H63V194H62ZM113 195H115V194H113ZM124 195H125V194H124ZM145 195H146V194H145ZM157 195H158V194H157ZM179 195L181 196L180 193H179ZM201 195H202V194H201ZM39 196H40V195H39ZM39 196H38V197H39ZM46 196H47V194H46ZM89 196H90V194H89ZM94 196H96V194H95ZM94 196H93V197H94ZM100 196H101V195H100ZM126 196H127V195H126ZM130 196H131V195H130ZM161 196H163V195H161ZM164 196H165V194H164ZM196 196H197V195H196ZM32 197H33V196H32ZM41 197H42V196H41ZM47 197H48V196H47ZM61 197H62V196H61ZM70 197H71V196H69V197H67V198L70 199ZM73 197H75V196H73ZM98 197H99V196H98ZM166 197H167V196H166ZM177 197H178V196H177ZM194 197H195V196H194ZM194 197H193V198H194ZM198 197H199V196H198ZM51 198H52V197H51ZM54 198H55V197H54ZM54 198H53V199H54ZM67 198H66V199H67ZM113 198H115V197H113ZM120 198H121V197H120ZM157 198H158V197H157ZM170 198H171V197H170ZM172 198H173V197H172ZM190 198H191V197H190ZM207 198H208V200H209V197H208V196H207ZM0 199H1V198H0ZM40 199H41V198H40ZM44 199H46V198H44ZM44 199H43V200H44ZM47 199H48V198H47ZM56 199H57V198H56ZM99 199H101V197H100ZM111 199H112V198H111ZM173 199L175 200V198H173ZM196 199H197V198H196ZM205 199H206V198H205ZM50 200H51V199H50ZM74 200H75V199H74ZM80 200H82V199H80ZM89 200H91V198H90ZM95 200H97V199H95ZM116 200L119 201L118 198H117ZM159 200H160V199H159ZM162 200H163V198H162ZM166 200H167V199H165V201H166ZM181 200H182V199H181ZM40 201H41V200H40ZM52 201H54V200H52ZM63 201H64V200H63ZM87 201H88V200H87ZM160 201H161V200H160ZM184 201L186 202L185 199H184ZM194 201H196V200H194ZM194 201H193V202H194ZM197 201H198V199H197ZM200 201H201V200H200ZM203 201H204V200H203ZM210 201H211V200H210ZM44 202H46V200H45ZM57 202H58V201H57ZM70 202H71V201H70ZM88 202H89V201H88ZM91 202H92V201H91ZM109 202H111V200H110ZM177 202H178V201H177ZM40 203H41V202H40ZM47 203H48V202H47ZM66 203H67V202H66ZM76 203H77V202H76ZM79 203H80V202H79ZM79 203H77V204L79 205ZM96 203H97V201H96ZM166 203H167V202H166ZM206 203H207V202H206ZM209 203H210V202H209ZM209 203H208V204H209ZM49 204H50V203H49ZM71 204H72V203H71ZM74 204H75V203H74ZM92 204H94V203H92ZM167 204H168V203H167ZM174 204H175V203H174ZM177 204H178V203H177ZM177 204H176V205H177ZM182 204H183V203H182ZM190 204H191V203H190ZM197 204H198V203H197ZM208 204H206V205H208ZM54 205H55V204H54ZM72 205H73V204H72ZM80 205H81V203H80ZM97 205H98V204H97ZM111 205H112V204H111ZM137 205H138V204H137ZM165 205H166V204H165ZM169 205H171V204H169ZM183 205H184V204H183ZM202 205H203V204H202ZM76 206H77V205H76ZM138 206L140 207V205H138ZM158 206H159V205H158ZM203 206H204V205H203ZM53 207H54V206H53ZM97 207H98V206H97ZM97 207H95V208H97ZM128 207H129V206H128ZM141 207H142V206H141ZM165 207H166V206H165ZM172 207H173V205H172ZM172 207H171V208H172ZM204 207H205V206H204ZM207 207H208V206H207ZM68 208H69V207H68ZM81 208H82V207H81ZM89 208H91V207H89ZM110 208H111V207H110ZM173 208H174V207H173ZM193 208H194V207H193ZM196 208H197V207H196ZM198 208H199V206H198ZM205 208H206V207H205ZM53 209H54V208H53ZM85 209H88V208H84V209L82 208V209L80 210V212H78V214H76L75 216L73 215L72 218H73V217L76 218V216H77V218H83V217H84V214L87 212V211L85 212ZM142 209H143V208H142ZM169 209H170V208H169ZM176 209H178V206H177ZM201 209H202V208H201ZM207 209H208V208H207ZM207 209H206V210H207ZM74 210H75V209H74ZM82 210H83V212H81ZM91 210H93V209H91ZM164 210H166V209H164ZM172 210H173V209H172ZM174 210H175V209H174ZM190 210H191V209H190ZM194 210H195V209H192V212H193ZM198 210H199V209H198ZM203 210H204V208H203ZM215 210H216V209H215ZM75 211H76V210H75ZM88 211L90 212V210H88ZM185 211H186V210H185ZM68 212H69V209H68ZM95 212H97V211H95ZM181 212H182V211H181ZM194 212H195V211H194ZM206 212L208 213V211H206ZM206 212H205V213H206ZM73 213H74V212H73ZM79 213H80V214H79ZM87 213H88V212H87ZM145 213H147V212H145ZM171 213H173V212H171ZM175 213H176V212H175ZM166 214H167V213H166ZM168 214H170V213H168ZM192 214H193V213H192ZM210 214H211V213H209V215H210ZM216 214H217V213H216ZM64 215H65V214H64ZM130 215H131V214H130ZM160 215H161V213H160ZM194 215L196 216V213H195ZM194 215H193V217H194ZM207 215H208V214H207ZM219 215H221V214L219 213ZM60 216H61V215H60ZM67 216H68V215H67ZM67 216H66V217H67ZM124 216H125V214H124ZM138 216H139V215H138ZM172 216H173V215H172ZM174 216H175V215H174ZM185 216H186V215H185ZM188 216H189V215H188ZM188 216H187V217H188ZM58 217H59V215H58ZM61 217H62V216H61ZM61 217H60V218H61ZM63 217H64V216H63ZM66 217H65V218L63 219V221H62V225L66 226V227H64L65 229H63V230H66V229L70 228V227L72 226L71 223L73 222V219H72V218L67 219ZM69 217H70V216H69ZM69 217H68V218H69ZM127 217H129V216H127ZM135 217H136V215H135ZM135 217H133V218H135ZM144 217H145V216H144ZM144 217H143V218H144ZM220 217H221V216H220ZM224 217H225V216H224ZM224 217H223V218H224ZM131 218H132V217H131ZM131 218H130V219H131ZM139 218H142V215H141ZM143 218H142V219H143ZM181 218H183L182 215H181ZM189 218H191V217H189ZM200 218H201V217H200ZM205 218H206V217H205ZM218 218H219V217H218ZM115 219H116V217H115ZM206 219H207V218H206ZM208 219H209V217H208ZM56 220H57V218H56ZM59 220H60V219H59ZM121 220H122V219H121ZM121 220H120V221H121ZM136 220H137V219H136ZM146 220H148V219H146ZM187 220H188V219H187ZM191 220H192V218H191ZM198 220H199V219H198ZM189 221H190V220H189ZM194 221H195V220H194ZM194 221H193V222H194ZM205 221H206V220H205ZM205 221H204V222H205ZM228 221H229V220H228ZM70 222H71V223H70ZM96 222H97V221H96ZM134 222H135V221H134ZM138 222H139V221H138ZM140 222H141V221H140ZM176 222H177V220H176ZM183 222H184V221H183ZM196 222L198 223V221H196ZM223 222H224V221H223ZM232 222H234V221H232ZM76 223H77V225H80L81 223L83 224V223H84V220H83V222H82V221H78V222H76ZM117 223H118V222H117ZM124 223H125V222H124ZM141 223H142V222H141ZM178 223H179V222H178ZM210 223H212V222H210ZM226 223H227V222H226ZM235 223H236V222H235ZM82 224H81V225H82ZM132 224H133V222H132ZM137 224H138V223H137ZM137 224H136V225H137ZM179 224H180V223H179ZM189 224H190V222H189ZM193 224H194V223H193ZM203 224H204V223H203ZM215 224H216V223H214V225H215ZM218 224H219V223H218ZM218 224H217V225H218ZM117 225H118V224H117ZM122 225H123V224H122ZM138 225H139V224H138ZM147 225H148V223H147ZM183 225L185 226V222H184ZM186 225H188V224H186ZM190 225H191V224H190ZM190 225H189V227H190ZM200 225H201V224H200ZM204 225H206V224H204ZM214 225H213V226H214ZM227 225H228V224H227ZM56 226H57V225H56ZM128 226L130 227L129 224L127 225V227H128ZM143 226H145V228H146V224H145V225H142V227H143ZM180 226H182V225L180 224ZM193 226H194V225H193ZM195 226H197V225H195ZM206 226H208V224H207ZM210 226H211V225H210ZM213 226H211V228H212ZM117 227H119V226H117ZM142 227H141V228H142ZM147 227H148V226H147ZM149 227H150V225H149ZM185 227H186V226H185ZM185 227H184L185 230H189V229H190V228H189V229H186ZM201 227H202V226H201ZM204 227H205V226H204ZM214 227H215V226H214ZM216 227H217V226H216ZM237 227H238V226H237ZM55 228H57V227H55ZM136 228H138V226H137ZM182 228H183V227H182ZM194 228H195V227H194ZM197 228H198V227H197ZM217 228H218V227H217ZM222 228H223V227H222ZM70 229H71V228H70ZM83 229H84V228H83ZM86 229H88V228H86ZM89 229H90V228H89ZM142 229H143V228H142ZM204 229H205V228H204ZM209 229H210V228H209ZM212 229H213V228H212ZM214 229H215V228H214ZM132 230H133V228H132ZM132 230H131V231H132ZM136 230H137V229H136ZM149 230H150V228H149ZM201 230H202V229H201ZM216 230H217V229H216ZM219 230H220V229H219ZM50 231L52 232V230H50ZM71 231H73V229H71ZM81 231H82V229H81ZM85 231H87V230H85ZM138 231H139V230H138ZM181 231H182V230H181ZM212 231H213V230H212ZM222 231H223V230H222ZM48 232H49V231H48ZM124 232H125V230H124ZM127 232H128V231H127ZM185 232H186V231H185ZM191 232H192V231H191ZM197 232H198V231H197ZM214 232H215V231H214ZM216 232H217V231H216ZM226 232H227V231H226ZM24 233H25V231H24ZM91 233H92V232H91ZM120 233H121V232H120ZM183 233H184V231H183ZM211 233H212V232H211ZM45 234H46V232H45ZM47 234H48V233H47ZM51 234H52V233H51ZM70 234H71V233H70ZM123 234H124V233H123ZM126 234H127V233H126ZM130 234H131V233H130ZM187 234H188V233H187ZM200 234H201V233H200ZM218 234H219V233H218ZM179 235H180V234H179ZM185 235H186V234H185ZM50 236H51V235H50ZM81 236H82V233H81ZM83 236H84V234H83ZM114 236H115V235H114ZM183 236H184V235H183ZM187 236H188V235H187ZM190 236H191V235H190ZM192 236H193V235H192ZM64 237L66 238V236H64ZM67 237H68V236H67ZM129 237H130V235H129ZM173 237H174V236H173ZM184 237H185V236H184ZM195 237H196V236H195ZM219 237H220V236H219ZM50 238H51V237H50ZM50 238H49V239H50ZM87 238H89V237H87ZM93 238H94V236H93ZM112 238H113V237H112ZM141 238H142V236H141ZM144 238H145V237H144ZM148 238H149V237H148ZM200 238H201V237H200ZM46 239H47V238H46ZM49 239H48V240H49ZM82 239H83V237H82ZM135 239H136V238H135ZM185 239H186V238H185ZM202 239H203V241H204L203 244H204V247H205L206 249H207L210 245H213V244H211V243H212V236L210 235V230H209V232L206 231L205 233H203V235H202ZM217 239H218V236H217ZM48 240H47V241H48ZM77 240L79 241V237L77 238ZM80 240H81V239H80ZM91 240H92V239H91ZM125 240H126V239H125ZM127 240H128V239H127ZM187 240H188V238H187ZM197 240H198V239H197ZM49 241H50V240H49ZM78 241H77V242H78ZM86 241H87V240H86ZM113 241H114V240H113ZM79 242H80V241H79ZM83 242H84V241H83ZM89 242H90V241H89ZM118 242H120V241H118ZM98 243H99V242H98ZM98 243H97V244H98ZM121 243H122V242H121ZM121 243H120V244H121ZM201 243H202V242H201ZM82 244H83V243H82ZM99 244H101V242H100ZM123 244H124V243H123ZM135 244H136L135 240L132 239V240L129 242V244H128L127 246H131V247H132V246H135ZM137 244H139V243H137ZM174 244H175V243H174ZM25 245H26V244H25ZM91 246H92V245H91ZM110 246H111V245H110ZM195 246H196V245H195ZM216 246H217V245H216ZM62 247H63V246H62ZM79 247H80V246H79ZM82 247H83V246H82ZM82 247H81V248H82ZM85 247H86V246H84V248H85ZM103 247H104V246H103ZM120 247H121V246H120ZM169 247H170V246H169ZM191 247H192V246H191ZM101 248H102V247H101ZM101 248H100V249H101ZM109 248H110V247H109ZM113 248H114V247H113ZM126 248H127V247H126ZM129 248H130V247H129ZM194 248H195V247H194ZM79 249H80V248H79ZM82 249H83V248H82ZM104 249H105V248H104ZM107 249H108V248H107ZM111 249H112V247H111ZM137 249H138V246H137ZM24 250H25V249H24ZM95 250H96V249H94V251H95ZM112 250H113V249H112ZM127 250H128V249H127ZM130 250H131V248H130ZM133 250H134V249H133ZM197 250H198V249H197ZM106 251H108V250H106ZM114 251H115V250H114ZM122 251H123V250H122ZM131 251H132V250H131ZM92 252H93V251H92ZM115 252H116V251H115ZM94 253H95V252H94ZM109 253H110V252H109ZM113 253H114V252H113ZM117 253H118V251H117ZM132 254H133V253H132ZM184 254H185V253H184ZM187 254H188V253H187ZM112 255H113V254H112ZM96 256H98V258L100 259L99 255L96 254ZM96 256L93 255V257H96ZM108 256H109V255H108ZM132 256H133V255H132ZM180 256H181V255H180ZM182 256H183V255H182ZM185 256H186V255H185ZM2 257H3V256H2ZM164 257H165V256H164ZM164 257H163V258H164ZM189 257H191V256H189ZM13 258H15V257H13ZM96 258H97V257H96ZM96 258H95V259H96ZM110 258H111V257H110ZM126 258H127V257H126ZM165 258H166V257H165ZM181 258H182V257H181ZM15 259H16V258H15ZM120 259H121V258H120ZM128 259H129V257H128ZM45 260H46V259H45ZM97 260H98V259H97ZM107 260H108V259H107ZM122 260H123V259H122ZM93 261H95V260L93 259ZM112 261H113V260H112ZM168 261H169V260H168ZM191 261H192V259H191ZM205 261H206V260H205ZM97 262H98V261H97ZM115 262H116V261H115ZM115 262L113 261L112 263H115ZM125 262H127V261H125ZM145 262H146V261H145ZM193 262H194V261H193ZM45 263H46V262H45ZM129 263H131V262H129ZM129 263H128V264H129ZM201 263H202V262H201ZM40 264H41V262H40ZM75 264H76V262H75ZM93 264H94V263H93ZM138 264H139V263H138ZM140 264H145V263H144V261H142V262H140ZM190 264H191V263H190ZM195 264H196V263H195ZM197 264H199V263H197Z\"/></svg>", "mask_w": 264, "mask_h": 264}, {"label": "water", "instance_id": "water-1", "mask_svg": "<svg viewBox=\"0 0 264 264\" xmlns=\"http://www.w3.org/2000/svg\"><path fill=\"white\" fill-rule=\"evenodd\" d=\"M218 3L221 6L230 5L225 0H218ZM89 26H91L89 20L79 23L82 34H84L85 29ZM86 77V66L76 60H69L66 67L51 71L48 75L49 101L53 104L62 102L69 94L76 99L86 100L90 94L89 89L85 87ZM34 142L39 148L53 147L57 144L56 139L44 127L38 129ZM64 157L65 155H60L59 160H62ZM112 166L116 173L115 181L117 183L121 185L130 183L140 173L138 152L130 145L123 146L119 152L118 159L112 162ZM45 168H53L55 172H61L60 166L51 162H46ZM54 208L56 214L68 213V207L64 201L56 203ZM52 264H75V259L57 255L54 257Z\"/></svg>", "mask_w": 264, "mask_h": 264}]
</instances>
